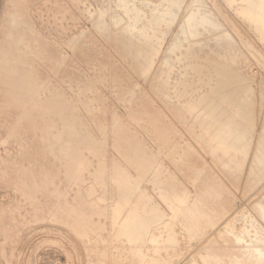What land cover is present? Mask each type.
<instances>
[{"label": "rangeland", "instance_id": "obj_1", "mask_svg": "<svg viewBox=\"0 0 264 264\" xmlns=\"http://www.w3.org/2000/svg\"><path fill=\"white\" fill-rule=\"evenodd\" d=\"M22 1H23V3H21ZM161 1L162 0H17V1L16 0H0V40H1L0 43L3 46L5 45L4 47L3 46H0V49H2L1 51H3V50H4L3 52L10 51L9 52L10 54L12 52H14L16 54L19 51V53H17V54H20V56L22 57L23 54H26V53L28 54V52L30 51V50L28 51V48H30L31 46H27L26 47V45H32V44H34L36 42L34 45H32V47L34 48L33 49V52H32V53H34L33 56L31 57L30 54H32V53H30L31 52L30 51L28 55L26 54L23 57V59L25 58L24 60L26 61V63H29V66H26L28 64H25L24 63L25 61L23 62V60H22V62H19L20 60L17 58V56L15 57V54L14 53L11 54V56L14 55V57L16 59H18L19 61L16 60L13 56L11 57L9 53L6 54V52H5L6 56H4L6 59L4 57L0 56L2 58V59H0V61L1 60H4V59L6 60V61H2L3 64H2V62H0V69H1L0 70V76H1V80H0L1 86L0 87L5 86L7 84V82H8V84L11 83L8 86L9 88L5 86L4 87L5 89H3V88L0 89V99L1 98H5L6 101H7L6 103H10V102L13 103L14 102L13 104H15V105H13L12 103H10V104L6 105V103L4 101L5 99H2V102H0V104L3 103V107L4 106L7 107V109L5 111L4 108H6V107L3 108L2 107V104L0 106V108L3 110V111L2 110L0 111V170L2 169L1 170L2 173H0V220L1 219L4 220V221H2V220L0 221V264H138V262L136 260L137 257H136V255L134 257V254H133V251H134L133 248H135V246H139V245H140L139 246L140 248L141 247L142 248L144 247L143 248V251L144 252L146 250L145 253L147 254V258H149V259H147V261L149 263L152 260H153V262L154 261H157L156 258L157 259L160 258V260L159 259L158 260L161 261V259H162L163 263H161L162 261L160 263L158 261L159 264H164V263L165 264H184L186 261L193 260V259L196 261V263L205 264V262H203L204 258H207V259L212 258V254L214 253V250L213 249H215V251L221 249L223 252L221 254V259L218 262V264H237L238 261H239V263H242V264H264L263 263L264 262V259L261 260L262 258L260 256L258 258L259 251L257 250L258 251L257 252L255 250L256 246L257 247L261 246L259 248L262 249V244L264 245V221H263L264 219L261 216L262 211H263L262 206L264 205V195H261V194H262V191H264V190H261L260 191L261 188L264 189V187H263L264 186V147L262 146V143H261V141H262V139L264 137V66H263L264 63L261 62V59L258 61V59L255 58L250 53V50H252L254 48V46H255V49L258 48L256 50L262 51L261 54H260V51L258 52V55L260 54L259 55V58H262V57L264 58V56H263V54H264L263 53L264 52V43H261V41L259 39H257L256 34H254L255 32L252 31V29L249 26H247L248 24H246V23L244 24V21H242L238 15H235L236 14L235 13L236 11H235L234 8L237 6V4H234L233 6L230 7L229 5L228 6L226 5V3H225L226 1L225 0H199V1L198 0L197 1H194V0H183L182 1L183 2L182 5L179 4L181 6L180 8H178L177 7L178 5H176L175 11H177V8H178L179 11H177L176 18L173 19V21H174L173 24L176 22L174 24L175 26L172 25V24H165L163 26V24L165 23V22L163 23V20H160L159 23H158V21L156 22V20H154V19H157V20L159 19V17L155 15V14L158 15L157 11H154V10L155 9L160 10L162 8V6H159V8L160 7L161 8L158 9L157 5H155V4L158 3V5H159V3H162ZM174 1L175 0H172V3L173 4H174ZM237 1H240V0H237ZM12 2H15V3H12ZM144 2H146L145 3V6L146 5L147 6L149 5L147 8L144 6ZM147 2H148V4H147ZM19 3H20V5H19ZM122 3H124V5H122ZM15 4H17V5H15ZM13 5H15V7H16L14 11H13V9H14V6ZM142 5L144 7H142ZM162 5H165V1H164V3ZM130 6H131V9L133 11V14H137L138 13L137 14V18H138V22L140 24L142 22V21L140 22V20H143L142 18H145L143 22L146 21L145 24H147V25H149V22H152L153 20L154 21H153L152 25L155 24V22H156V25H153V27L150 24L151 27L148 28V30H150L152 28L153 32L152 31L151 32L153 34L154 33V29H155V32L157 31L156 33H157L158 37L160 36L161 39H162V40L160 39V41L157 40L160 37L157 38V36L155 35L156 33H154L153 39H155V43H156V40H157V44L159 46L161 45L160 46L161 47V51H160L158 57H156V60H155L156 62L153 65H151V67L148 68V71H147V73L145 75H143V74H137L134 70H132L128 66V64L126 63V60H125L126 57L124 56V53H122L121 51L119 52V50H121V49L117 46L118 49H119L118 50L117 47H116V45L113 44V43H115V40L116 39L118 40V37L119 36H123V38H124V36L126 37V34H125L124 31L126 29H128V27L130 29L132 28L133 25L130 26V24H133V20L132 19L135 20L134 21V24H136L138 26L140 25L138 22H137L138 24L136 23L137 18L135 16L132 18L131 14H130L131 12L128 13L126 11V10L130 9ZM134 6L136 7L135 10L137 9L136 11H138V12H136L134 10ZM154 6H156V7H154ZM150 7H151L152 10L151 9L150 10L148 9ZM141 8H144V10H142ZM145 9H148V12ZM191 10L192 11L193 10L194 11H197V14L198 15L200 14V16H202V18H203L201 20H204V18H206V16H208L207 17L208 20H209V17H210V19H213V20L216 19L218 21V23L221 24V26H219L218 28H214V30L213 29L207 30L204 25L203 26L205 28H203L202 24H200V27L202 26V28H200V27L199 28L202 29V31L199 32L200 29L198 30V32L201 33V34H198V36L197 35L196 36H191L190 32H187V33L184 32V34L183 33L181 34L180 32L182 31L181 28L183 26H180V23L179 22H181V25H184V19H186L184 17L190 15L191 14L190 13ZM152 11H154V12H152ZM14 12H15V14H14ZM143 12H144V14H142ZM149 12H150V14H149ZM201 12H202V14L204 16L201 15ZM152 14H154V17H153ZM16 15L18 16L19 19L26 18L28 21H30L29 23H30V25L32 24L31 26L33 27V30H32L31 29L32 27L30 25H28L27 23L25 24L27 26L21 25L20 27H22V29L20 28V30L18 32H20V34H22L23 38L19 37V40L18 39H15L16 37L21 36L16 31L19 28L13 27V28H16V29H15V33H12L11 30L13 28L11 26L9 27V20L11 19L12 16H16ZM139 15H140V18H139ZM143 15L146 16V17H143ZM175 15H176V12H175ZM130 16H131V18H130ZM150 16L153 17V18L151 17L153 20L150 19ZM148 17H149V21H148V19H146ZM147 21H148V23H147ZM161 21H162V23H161ZM101 23H104V24L107 23L106 26H108V27L105 26L107 29H104L101 26ZM141 25H143V23ZM167 25H171L170 26V29H169V26H167ZM26 28H27V32L26 31L25 32L27 34H25V32H24V30H26ZM34 29L35 30L38 29V32H37V30L34 31ZM130 29H128V30L131 31ZM176 29H178V31H179V33L181 35H179V33L177 32ZM28 30H30L29 32L33 36V37L31 36L29 38H31L30 40H33V41H35L36 38H38V35L39 34L41 35V33H42V35L39 36V38L40 37L41 38L40 39H37L38 41L39 40L41 41V44L38 41L33 42V41L28 40L27 37L31 35V34H28ZM31 30L34 31V32H37L36 33L37 34V37L36 38H35V35L33 34V32ZM129 31L126 30V33H128ZM10 32H11V34L14 35L13 38L7 36V35H10L11 36V34H9ZM21 32H23V33H21ZM132 32H133V30H132ZM220 32L221 33H225V34L227 33L228 34V38L227 39L225 38V39H222V40H224L226 42H227V40H230L231 42H234L236 40V42H234L235 44L231 43V45H230L233 49L229 47L230 50L232 49V52H230L228 50L229 48L228 49L224 48L225 45H224V47L222 46L225 42L222 41L223 43H219L221 41L220 37L223 38L222 37V34ZM133 33H135V29H134V32ZM133 33H130V34L132 35ZM175 33H176V35H175ZM229 33L232 34L233 36L230 35ZM23 34L25 35V39H24V35ZM130 34H128V35H130ZM177 34L179 36H177ZM185 34H186V38L184 37ZM218 34H220L221 36L218 37ZM237 34L238 35H241V38L242 39L241 38L239 39L238 37H236ZM26 35H28V36H26ZM113 35H116V36H113ZM187 35H188V38L190 37V39H187ZM6 36L8 37V39H6L7 40L6 41L7 44H6V42H3V41H5V38H7ZM42 36L43 37L45 36L44 37L45 39L42 38ZM112 36H113V38H112ZM175 36L178 37V40H180V43L181 44L179 46H178L179 41L176 40ZM3 37H5L4 40H3ZM78 37H80L81 40ZM114 37H116V39H114ZM75 38H76L77 41L75 40ZM174 38H175V40H174ZM9 39H11L9 41L10 43L8 42ZM13 39L16 40V41L17 40L20 41V43L17 42L18 44H21L23 42L22 40H24L27 43V44L26 43H23L24 45L21 44L22 46L21 45H18L19 47L17 46L18 49H23V52L21 50H17V49H14V50H17V51H14V50L11 51L13 47L14 48H17L16 46H14L13 42H11V41H14ZM206 39H208V41L210 40L209 41V47H207V48L205 47V45H208V41ZM45 40L47 41V44H46V41ZM73 40H75V41L72 42ZM112 40H113V43H112ZM119 40L122 41V38L119 37ZM119 40L116 43H121V42H119ZM205 40H206V42H205ZM242 40H244V41H242ZM245 40H247V41H245ZM42 41L46 44L47 47L49 46L48 44L51 43L54 46V48H53V46L51 47V44H50V47H48L49 50H46L45 46H43L44 44H42L43 43ZM29 42H30V44H28ZM31 42H32V44H31ZM80 42H82V44ZM175 42L176 43L178 42L176 47L177 48H180V49L176 50V48H175L176 43ZM217 42L219 44H221L220 45L221 46L220 49H219V45L217 44ZM237 42H239V43L236 44ZM240 42L243 43V45L246 42L247 43L243 46V45L240 44ZM202 43H204V44L206 43L205 45L203 44L204 45L203 46L204 48L201 46ZM9 44H11V46L13 45V47L12 48H9V46H8ZM36 44H37V46H38V44L41 46V47H38L39 49L41 48V50H39L37 48ZM232 44L236 48V51L238 52V55L240 54L239 58L241 57L243 60L241 58L240 59L238 58V60H239L238 61L237 58H234L233 60L235 62L232 63L231 65H233V64H235V65H233V66L229 65L228 68H231L229 70L226 67L227 66V63H224V62H228L229 61L228 64L230 63V61L233 62V60H232V58H233V50L235 48L232 46ZM247 44H248V46H246ZM69 45L70 46L71 45L72 46L78 45V46H76V47L74 46L75 48L71 46L72 47L71 48ZM83 45H86V46H83ZM114 45H115L116 48L114 47ZM171 45H172V47L174 45V48H172V49H174L176 51L173 50V53L174 54L171 53L172 55H170V58H168V60H165V56L167 55L166 54L167 53V50H168L169 46L171 47ZM197 45H199V46H197ZM23 46L26 47L27 50H26V48H23ZM34 46L36 47V49H35ZM90 46H92V47H90ZM249 46L250 47L253 46V47L250 49ZM20 47H22V48H20ZM42 47H43V49H42ZM81 47H83L85 50L83 48H81ZM87 47H88L89 50L86 49ZM197 47L199 48V51H198ZM44 48H45L46 51L44 50ZM73 48H74V51H73ZM76 48H78V49L80 48V50L77 51V54L79 55V57H80V55H82V57H80L81 59H79V57H78L77 54H73V53H76L75 50H78ZM91 48L92 49L94 48V49L92 50ZM190 48H191L192 51H188L187 50V49L190 50ZM52 49H56V50H52ZM81 49L83 50V54L80 53ZM200 49H201V52H200ZM225 49H226V53H225ZM248 49H250V50H248ZM57 50L60 53H62V54H59V52ZM90 50H92V51H90ZM100 50H102V51H100ZM194 50H195V53H194ZM196 50H197V52H196ZM222 50H223L224 53L221 52ZM25 51H27V52H25ZM36 51L37 52L39 51V53H37ZM56 51H57L56 54L57 55L58 54L60 55V56L58 55L59 58H60V60H61V56H62L61 62H63V63L59 62L60 60H59L58 56L55 54ZM86 51H87V53H86ZM227 51H229V53H230L229 55L230 56L232 54V58L231 59L230 58H228V59L226 58L227 56L230 57L227 54L228 53ZM190 52L193 53V54L188 56V54H190ZM216 52L220 53V54L217 55L219 58L223 56L222 59L221 58L218 59V57L215 55V54H217ZM42 53H44V54H42ZM213 53H215L214 56H212ZM38 54H40V61H38V59H39V55ZM63 54L67 58L64 57ZM85 54H88V55H85ZM223 54H225V55H223ZM7 55H8V58L9 57L11 58V61H14V60L18 61V62H15L14 61L16 63L15 64L16 66L19 63L20 64L23 63L22 65H25V66H22V65L19 64L18 65L19 68L18 67L15 68L14 67V64H13L14 62H11L9 60L10 58L9 59L7 58ZM42 55H44L43 56V59L45 61V62L43 61L44 63L42 62L43 59H41L42 58ZM45 55H46V57H45ZM122 55H123L124 58L122 57ZM185 55L187 56V59L189 57L188 60H186V56ZM219 55H221V56H219ZM26 56L27 57L30 56V58H27ZM53 56H54V58H53ZM85 56L88 57V63H89L88 66H87V63H85V59L87 60V58ZM104 56H105V58H104ZM34 57H36L35 58L36 60H34ZM63 57L66 58L67 60H69L68 63H67V60H66V62H65V60H63ZM83 57H84V59H83ZM162 57H163V60H162ZM216 57H217V60H215ZM174 58H175L176 61L174 60ZM211 58H214V62H216V64L213 65V61H211L213 59H211ZM223 58L224 59L226 58L227 60L225 59V61H224ZM263 58H262V60H264ZM30 59H33L31 61L32 62L34 61V62L33 63L29 62ZM74 59H75V61H74ZM192 59H194V60L192 61ZM56 60H57V62H56ZM71 60H72V63L70 62ZM78 60H81V62L78 61ZM164 60L167 61V62L164 63L163 62ZM189 60H191L192 62L195 61L196 63L194 62L192 64V63H190ZM7 61H8L9 64L11 63L10 64L11 67L6 66V65H9L7 63ZM46 61H47L48 66L46 64ZM77 61H78V63L79 62L80 63L79 64L76 63ZM113 61H115L114 62L115 64L113 63ZM217 61H219V62L220 61H224L223 62L224 65H222V62L221 63H218ZM236 61L239 62V64L236 63ZM58 62H59V64L61 63L60 64L61 66L62 65H65V66H62L63 68H61V66H59L57 64ZM160 62L161 63H164L161 67H164L165 66L167 68L168 67V64L170 65L167 68V71H165V69H166L165 67H164L165 69L163 68V70H162V68L159 66V64L161 65ZM4 63H5V65H4ZM34 63H37V64H40L41 63L43 66H41V64H40V65H36V66H40L42 68H40V67H34ZM66 63L69 64V65H66ZM73 63H74V65H73ZM187 63H188V65L190 67L187 65ZM30 64H31V66H33L36 69V70H34V68L32 67V70L33 71H37V69L40 68V71H37V72H41L42 71L43 74H45V75H43V74L40 75V73H38V75L35 74L36 76H38L37 79H39V80L35 79V81L37 80L33 84L35 87H36L35 84L38 83V82H39V84H37V87L40 88L41 86H45L44 85L45 83H47V84L49 83V81H47L48 78H49V80L53 79L49 83L51 85H47L46 84V89H45V87H44V89L41 87L42 90L41 89L38 90V88L36 87L35 89H37V91L39 93L36 92V90H35V92H33L34 91L33 90L34 89V86L32 84L30 85V87L33 86L32 87L33 89H30L28 87L29 84L27 86L26 85H23L24 83L22 82L21 77H20V74H19V71H20L21 68L31 67ZM54 64H56L55 65L56 67H54ZM75 64L78 65V66H75ZM113 64L115 65L114 67H116V68H113ZM195 64H197L198 66L197 67H194L193 65H195ZM220 64H221V68L223 66L222 69L220 68ZM1 65L2 66L4 65L5 67H8L9 70H8V68H7V70H5L6 68L5 67H1ZM70 65H72L73 67L75 66V68L77 67L76 69L75 68L74 69L76 71L78 70L77 71L78 73L74 70V72L76 73V74H74V76H73V74H71L72 72L70 73V70L71 69L73 70V67L72 66H71V69L67 67V69H69L68 71L65 69L66 66H69L70 67ZM183 65H185V66H183ZM217 65H219L218 67L221 69V70L220 69L219 70L224 75L221 74V73H219V71H217L218 67L217 68L215 67L216 70H214L215 69L214 66H217ZM236 65H237V68H236ZM20 66H22V67L20 68ZM44 66H45V68H43ZM171 66H174V68L173 67L172 68L176 72H173L172 71V69L170 68ZM238 66H240V67L238 68ZM13 67H14V69H13ZM46 67H47V69H46ZM52 67H54V68H52ZM57 67H58V69L61 68L60 69V72H59V70H57ZM119 67H120V69H119ZM175 67H176V69H175ZM181 67L183 69H184V67H186V68H185L184 71H182L181 70ZM10 68L12 69L13 73H14L15 70L18 69V73L16 74L17 76L15 75L17 77V79L15 77H13L14 76L13 73H11L12 75L8 74V72H12L10 70ZM48 68L51 69V70L53 69V72L54 73L52 74V71L49 70ZM158 68H159L158 74H157V77L158 78L155 79V77H153L154 76L153 74H154V72ZM160 69L162 71V76L163 77L160 76L161 75ZM170 69H171V72H170ZM223 69L225 70L224 72H222ZM45 70L47 71L46 73H44ZM48 70H49V72H48ZM54 70H57V71H54ZM63 70H66V71H64L65 73L63 72ZM114 70H116L117 72H115ZM226 70H229L228 72H230V75L228 74V72ZM3 71H4V74H3ZM163 71H165V74L163 73ZM231 71H232V73H233V71H235L234 72L235 74H232ZM236 71H237V73H236ZM6 72H7V74H6ZM15 72H17V71H15ZM37 72H35V73H37ZM55 72H57V73L55 74ZM58 72L60 73V75L62 74L63 77H64V75L67 76L66 73H70V75L67 78H65L66 79L65 80V79L62 78V76L58 75L59 74ZM97 72H98V74L100 73V75L102 74V76L98 80L100 82H98L95 79H93L94 77H96L98 75ZM225 72L229 75V77L226 75ZM92 73L95 74L94 77L92 76L93 75ZM115 73H117V74L119 73L117 75L118 77L117 76H114V75H116ZM168 73L171 74V75L169 74V78H171L169 80L167 78L168 77V75H167ZM216 73L217 74L219 73V75H217ZM174 74L176 76L175 79H174V77H172V76H174ZM2 75H4V76L6 75L7 76V79L8 78H10V79L6 80V76L4 77ZM18 75H19V77H18ZM39 75L41 77H43V76L44 77L45 76L47 77V78L45 77L46 79L45 78H42L44 81L46 80L45 83H43V85L40 82H44V81H41L40 80V78H39L40 76ZM50 75L53 76V77L50 78L49 77ZM56 75L58 76L57 78L60 79V80H58L60 83L56 82L57 81ZM111 75L113 76V78H111L112 77ZM119 75H121L120 76L121 79H119V82H116V83H119L118 85L115 83L117 85V89L114 90V88H116V86H114V88H113V84H114V82H115L116 79L118 80ZM233 75L235 76V78L237 77L236 78L237 80L233 77ZM71 76L73 77V79H72ZM222 76H223V78H222ZM2 77H3V79H2ZM11 77L14 78L13 81H12V78ZM161 77H162V80L160 79ZM4 78H5V81H4ZM61 78L63 80H65V81L61 80ZM75 78H76L77 81H74ZM87 78L88 79L90 78V79L88 80ZM122 78H123L124 81H127L126 83L128 84V85H126L125 82H124V84H121L124 88L128 89L129 88V83H131L133 85L135 84L134 86H137L135 91H134L132 85L130 86L131 89H129V92H131L133 90L130 95H128L129 92H127V90L125 91V89L122 86L120 88V82H122ZM153 78H154V82L155 83L153 82ZM224 78H225V80H224ZM229 78H230V81H232V82H234V80H235V82L238 81V80L239 81L237 83H235V82L232 83V82L229 81ZM54 79H55V81H54ZM67 79H68V81H67ZM69 79H70L71 82H69ZM84 79H87L86 80L87 82ZM159 79L161 80L160 82H159ZM184 79H185V82L183 81L184 82L183 83L182 80H184ZM204 79L207 80V82H208L207 84L208 85H206V82H205ZM231 79H234V80H231ZM94 80H95V83L96 84L94 83ZM157 80H158V83L156 85ZM163 80L164 81L166 80V82H168V83L166 84V82H164ZM172 80L174 81L173 83H175L176 81H177L176 84H178V82H181V83H179L177 86L174 84L175 85L174 88L171 89V88H169V86L170 87L171 86L173 87V83L170 84V85H169V83L172 82ZM9 81H10V83H9ZM17 81H19L18 84H17ZM52 81H54V83ZM62 81L64 83H62ZM66 81H67V84H66ZM78 81H81L80 83L83 82L84 84L83 83L80 84ZM84 81L87 84L88 83H92L91 84L92 87H94V86L96 87V88L94 87L95 90H96V91L94 90L95 93L92 92L93 90L91 91L92 94L90 93V95H89V93H88V96L89 97H92V99H93V95L96 94V92H98L99 94L98 93L97 94L99 96L96 94L94 96L95 100H92L91 98H89L85 94H83L84 93V90L82 88H84V86L88 87V85ZM101 81H103V82H101ZM72 82H75V83H72ZM106 82H107V85H106ZM162 82H164L163 83L164 85L166 84L165 86H168L167 88L169 89V91L171 89V91H170L171 93H170V96H169L170 99L171 98L174 99L173 97H176L179 94V96H177L174 99L173 102H171L172 99L171 100L169 99L167 101H164L161 98H159V96L157 94H155V93H157L156 91H157V89L159 87L158 84L160 83V85H161ZM203 82H205V83H203ZM2 83H4V85ZM56 83H57V86H56ZM71 83H72V85H71L72 88H74L73 85L74 86L76 85L75 87H76V89L78 91H79V89L83 91L82 94H80L79 92H77L75 89H72V91L71 90L69 91V89H71V86L69 84H71ZM102 83H104V84H102ZM224 83H227L228 85H226ZM14 84H15V86L13 87ZM202 84L203 85L205 84V85L202 86ZM18 85H20L21 87L22 86L23 87L26 86V87L23 90V87L21 89V87L18 86ZM38 85H41V86L39 87ZM82 85H84V86L81 87ZM104 85H106V86L104 87ZM110 85L112 86V89H111V86ZM153 85L155 86L154 88H153ZM49 86H50L51 89L49 88ZM65 86L69 87V89L67 87H65ZM156 86H158V87H156ZM10 87H11V89H10ZM54 87H56V89H57V87H58V89H59V87H61L60 90L62 92H60V93H62V94L65 93L66 95L63 94V97H65L66 100L69 97L68 98L69 100H67V101L68 102L70 101L69 103L72 104V110H71V111H73L72 113H74V114L75 113H78L79 114V115L78 114H75V115H78L79 116L77 118H76L75 115L72 116L71 115L72 113L70 115L68 114L69 115V118H70V116L73 117V118L71 117L73 120L70 118L71 119L70 121H73L74 123H77V124L79 123L80 125L78 124L79 125L78 126L76 124L77 125L76 127L77 128L78 127L81 128L83 126L82 127V130L85 129L84 131H87L89 134L93 130V132L90 135H88L87 132H85V134H83V135H86L87 134V136H88L87 142H89V141H91L90 143H93L94 142L95 144L94 143L93 144L96 145V146H98V147H96L97 148L96 149V153H97L96 155L95 154H94V156H93V154L88 155V153H87V155L90 157L91 160H92V158L93 159L95 158V159L92 160L91 167H90L89 171H87V174H86L87 177L85 178L84 181H81V180L80 181H69L68 179L64 178L65 177V173H63L64 172L63 171L64 170V166H63V164H61L62 160L56 158L52 153L48 152V150H47L48 148L46 149V147H48L47 146L48 144L46 142V139H47V141H48V139H49V141L51 140V138L53 137V134H55L58 131V127H60V126L63 125V121L61 122V119L63 120V118H62V116L60 117V114L57 113V112H55L54 110H52L53 112H51V110H49V111L52 114L53 113L54 114H59L58 115L59 117H56L57 115H54V114L51 115V117H50V113L48 111L45 114L46 116H44L42 114V112H40L41 111L40 110V107L36 103H37V99L40 100V98H38V97H41L42 96L43 98H45V96L47 97V95L51 97V94H53L51 98H54L57 95L59 97L61 96L60 98L57 96V98H54V99H57V101H59L58 99H60L62 101V98H63L62 97V94H59V92H58L60 90L57 89L58 91H55L56 89ZM118 87L120 88L119 90H118ZM175 87H178V91H177V88H175ZM13 88H14V90H13ZM18 88H19V90H17ZM53 88H54V91L52 90ZM62 88L65 89L64 90L65 92L63 91ZM101 88H102V90H100ZM251 88H252V91H251ZM29 89L30 90H33V91L32 92H28V91H30ZM236 89H237V91H236ZM3 90L4 91H7L8 93H4ZM9 90L11 91V93L9 92ZM26 90H28V91H26ZM103 90L105 91V93H104ZM181 90L183 92L186 91L185 94H183L181 92ZM238 90L241 91V92H239L241 94V97H240V94L237 93ZM17 91L21 92L22 94L21 93H18ZM101 91H102V93L100 94ZM108 91L109 92L112 91L113 94L112 93H109ZM115 91L117 93L118 92H121V93L118 94L119 96L117 94H114V93H116ZM176 91L179 92V93H176ZM24 92H25V94L27 93L26 96L29 95L28 97H32V98H30V101L33 100L34 98L36 100H33L34 101L33 103H32V101L31 102H28L27 101L26 102V105H25V101L28 98L27 97L25 98ZM55 92L57 93V95H56ZM67 92H69V93H67ZM124 92H126V93H124ZM133 92H135V96L133 95L134 94ZM30 93H32L33 95H30ZM136 93H137V96H136ZM2 94H4V95L7 94V95H5V97H3L4 95L2 96ZM9 94L11 96H9ZM18 94H20V95H18ZM35 94H36V96H35ZM102 94H104L106 96H103ZM123 94H127V95H124V96L127 97L126 99H124L125 97L123 96ZM174 94L176 96H174ZM180 94H181V97H183V98L180 97ZM235 94H238V95H235ZM12 95L14 97H16V99L18 98L17 96H19V98L17 100H15V98L14 99L12 98ZM70 95H72V96H70ZM80 95H81V99L83 101H81V99H78V97L80 98ZM101 95H102L103 98L101 97ZM171 95H172V97H171ZM182 95H184V96H182ZM8 96L10 98H8ZM22 96L25 99L24 100V103H23L22 100H19V99L22 98ZM117 96L119 97L118 99H117ZM131 96H132L133 99L132 98L130 99ZM42 97H41V100L43 99ZM82 97H84V98H82ZM100 97L102 98V100L104 98H107V101H106V99H104L103 101L102 100L99 101V99H101ZM134 97H136V98H134ZM137 97H138V99H137ZM178 97L181 98V101H180V99ZM238 97L239 98H242L243 101H242V99L241 100L238 99ZM65 98H63V101H64ZM72 98L74 100H76V101L72 102L73 101ZM148 98L150 99V101H148L149 100ZM8 99H12V100L9 101ZM77 99L79 100V102L77 101ZM84 99H86V101L88 99H90V101L88 100L87 102H84L85 101ZM119 99H120V101H119ZM123 99H124V101H123ZM142 99H144V100H142ZM185 99L187 100L186 103L184 101ZM18 100L21 103H23V104L19 103ZM113 100H114V102H113ZM125 100H126V102H125ZM176 100H177V102H176ZM94 101H96V102H94ZM104 101H106V102H104ZM134 101L135 102H137V101L138 102L139 101H141V102L144 101L145 102L146 101V103H142L143 105L146 104V108L143 109V111H149V112H147L145 114H147V115L150 114L151 115L150 116L151 118L148 117L147 115H144L145 116V119L141 115L140 116L142 118L140 116H138L136 113L142 111V109L140 108V106L142 104H140V106L138 107L137 106L138 103L136 104ZM183 101H184V105L182 103ZM213 101L214 102L217 101V102L213 103V104L217 105L216 107H218V106L221 107L222 106L219 111H216V110L213 109V108H216V107H214L215 105L212 106V102ZM241 101L242 102H246V103H242ZM64 102H66V101H64ZM123 102H124V105H126L128 107L131 105L130 108H128V107L126 108L123 104H121ZM148 102L152 105L151 107L154 106L153 107L154 110L151 109V108H149V103ZM165 102H168V103H165ZM169 102H171V103H169ZM178 102H180V103H178ZM30 103H32V104H30ZM73 103H75V104H73ZM87 103H89V105H87ZM99 103L101 105L105 104V106L103 105L104 107H100V108H102V111H101V109H97L96 108V107H98L100 105ZM134 103L136 104V107H135ZM173 103H178V104H175V106H173ZM218 103H220L221 106ZM11 104L13 105V107L16 106V107H14V109H16L15 112L17 110H19V112L21 110H23V112L22 111L20 112L21 115H18L19 112L18 113L16 112L17 115L15 114V112H12V113L10 112L11 111L10 109L12 107ZM16 104L17 105L18 104H21L20 107L22 105L24 107L22 106V108H19L18 109L17 107H19V106H17ZM27 104H29V105H27ZM33 104L36 105L39 108L35 107ZM81 104L85 105V108ZM106 104H108V106ZM114 104L116 106H114ZM132 104L134 105L135 110H134V107H132ZM147 104H148V106H147ZM171 104H172V106H171ZM112 105H113L114 109H113V107H111ZM164 105L165 106H168L171 110L168 107L165 108ZM208 105L210 106V110L207 111V108L209 109V106ZM239 105H241V106L243 105L242 106L243 108H240L241 106L239 107ZM244 105H245V107H244ZM9 106H10V109H9L10 111L8 110ZM27 106H28V108H27L28 110L25 109V107H27ZM74 106H76V109H75ZM86 106L87 107L89 106V108H87ZM92 106L94 108H91ZM178 106L181 109H179ZM206 106H208V107H206ZM211 106H212V109H213L212 112L217 113L220 118L222 116L223 121H224V117H226V119H225V121L223 123L224 130H226L228 128L227 130L228 131L230 130V132L232 133V129H233L234 131H236V132L233 131L234 133L240 132V133H242V134H244V135H246L248 137L247 139L249 141L248 140H247L248 142L245 141V145H249V146H247L249 148L246 149V147H245V148H241L240 150H237L238 151V153H237L238 161L240 163H243L244 164V168H245V169L243 168V174H242L241 180H240L241 183L238 184L239 182L237 181V184L238 185H236L234 182H232L230 180L229 175H227L226 173H224V170H222V168H220V164H219V162H218L217 159L211 160L212 157L210 156V158H209V156L207 155V153H205L203 151V148H202L203 142H202V140H203V136H206V133H204V131H202L203 130L202 127H204V125H203L204 122L202 121L203 123H200L202 119L199 120L198 118L202 117V114L203 115H205V114L207 115V113L209 111L211 112ZM13 107H12V110L14 111ZM31 107H35L36 110L33 109V108H31ZM108 107L109 108L111 107V108L109 109ZM174 107H175L176 111H175ZM202 107L203 108L204 107L206 108V110L204 108V110L206 111L205 114H204L205 111L203 112V108ZM29 108L33 112H34V110L36 111V113L34 112V115H33V112H32V115L34 117L32 115H30L31 114V111L29 110ZM77 108H78V112H77ZM95 108H96V110H95ZM132 108H133L134 111L131 110ZM160 108H161V111L159 110ZM223 108L225 109V111H221V110H224ZM244 108H246V109H244ZM105 109H106L107 112L112 110L111 111V115H112V113H113V115L116 114L115 115V118H118V117H120V119L122 118L121 122H120V120L118 118V120H119L118 122L123 123L122 125H124V122L125 123L127 122L126 123L127 125L126 124L124 125V127L127 126L126 127L127 131H128V127H129L128 125H130V127L133 126V128L131 127L132 132H130V130L128 132V133L131 134V137L133 138L132 133L133 132L136 133L135 131H137V134L140 135V137L138 138V135L137 134L135 135L133 133L134 134V138H135L136 141L133 140V139H131V141H132V143L134 145H136V143H137V145L139 144L138 147H140V150L141 149H144V148L146 149L148 147L150 148V149L149 148L146 149V151H145V149H144V151L141 150V155L139 154L140 153V151H139V153H138L139 155L138 156L136 155V157L135 156L133 157L134 158V160H133L134 161V164H131V163H133V161L132 162L131 161H127V163L125 162L126 160L124 158V155L125 154L127 155V153H128L129 150L128 149H125L123 151L121 150L123 152L122 154L120 153V151L117 152V149L114 146H112V144H111V140L113 139V136H109L110 134L108 133L107 135L109 137H106L107 136L106 135L107 132L105 130H102V129H105V128H103L104 126H101V123H102L101 121L104 119L105 116H108V115H105V113H106ZM177 109H179L181 111L180 112L179 111L177 112ZM183 109L185 110L183 112H186V113L188 112L187 115L184 114L186 116V118H183L185 116H180L181 118L179 117V115L183 113L182 112ZM216 109L218 110V108H216ZM226 109L228 111L229 110L230 111L228 112ZM240 109H242L243 111L241 110V112H240ZM83 110H85V111H83ZM99 110L101 112H104V115H103V113L100 114L101 112ZM115 110H117V111H115ZM150 110H151V112H152V110L155 111V112L151 113ZM199 110H201V113L199 112ZM238 110H239V112H238ZM94 111H96L95 114H94ZM159 111H160V113H159ZM162 111L167 115V118H166V115H164L165 119L163 118V114L164 113ZM168 111L170 112L169 114H168ZM171 111L172 112H175V113H172ZM220 111L225 113V114L222 113L224 115V117H223L222 114H221V116L219 115L220 114ZM5 112H7V113H5ZM87 112L88 113H91V115L87 114ZM157 112H158L159 115L156 114ZM198 112L200 113V117L197 118V115L199 116ZM24 113L26 114V116H25L26 117V121H24L25 120V117H23L24 116ZM117 113H119V116L117 115ZM191 113H192V115H191ZM35 114H37V115H35ZM97 114H98V116L96 117ZM99 114L100 115H103V116H100ZM123 114L125 116L122 117ZM130 114H131V118L136 119L135 121H133L134 119H132V120L131 119H128V118H130L128 116ZM132 114L134 116L136 115V117L137 116L140 117L142 119V121L144 119V122H145L144 125L145 126L148 125V127L146 126L147 128L144 127L145 128L144 129L141 126V125H143V122H141L140 125L139 124H136L137 122L139 123L141 119H139L138 117L137 118L136 117H132L133 116ZM210 114H208V115L212 116L213 118L205 117L206 121L208 119L210 122H213V120L215 118L216 119L219 118L216 114H212V113H210ZM28 115H30V116L27 117ZM94 115H95V117H93ZM153 115L156 118L152 119L154 117ZM157 115L160 116L158 119H157V117H158ZM43 116L46 117V118H44ZM80 116H83L85 119L83 117H80ZM146 116L148 118H150L149 123H150L151 120H154V121H156V123H158V122H160L159 119L163 118V120H162L163 123L162 124H165L164 123V121H165L167 123V125H169L171 128L174 125V127H173L174 130L173 131H175V133L171 134V137L169 139V142H167L166 144H162L161 142H159L161 140L160 137H159V140H158L159 133L158 132H157L158 134L155 133V131L157 129L154 130V127L155 126H156V128H158L157 127L158 124L157 125H154L155 124L154 121H152L154 124L153 123H151L152 125L149 124L148 121H146L148 119ZM15 117L18 118V119L20 118L19 119V122H18L19 125H18V123H16L18 120ZM32 117H33V121L35 122V124L38 127L35 126V124L33 123ZM74 117L76 118V120H75ZM168 117H170V118H168ZM189 117H190V119H188ZM227 117H228L229 120L227 119ZM11 118H13V120ZM29 118L31 120H29ZM41 118H42V120H41ZM56 118H58L59 121H56L55 120ZM80 118H81V121L82 122L79 121ZM86 118H87V120H86ZM97 118H99V119H97ZM195 118H196V121L198 120L197 123H195V121H193ZM45 119H46V121H45ZM47 119H48V122H47ZM50 119H52V120H50ZM53 119H54V122H51V121H53ZM100 119H101V121H100ZM184 119L185 120L187 119V122ZM49 120H50V122H49ZM98 120H99V122H98ZM130 120H131V123L133 121L132 125L130 123ZM168 120H169V123H168ZM183 120L187 124H185V122ZM217 120L219 121L220 119H217ZM44 121H45V123H43ZM170 121H172V123ZM29 122H30V124L32 126L31 125H28ZM46 122L49 123V124H47ZM55 122H56V124H54ZM58 122H61V123H58ZM219 122L222 124L221 121H219ZM227 122H228L229 126L232 125V127H230V129H229V126L228 125L225 126L227 124ZM13 123L15 125V126L13 125L14 127L12 126ZM20 123H21V125H20ZM81 123L82 124L84 123V124L82 125ZM199 123L201 125H203V126H201V131H199L200 130ZM42 124L43 125L45 124L44 126H46V124H47V126L48 125H52V124H54V125L48 126V127L46 126L47 129H45V127ZM134 124H136L138 128L136 127V125L134 126ZM160 124H161V122L159 123V125ZM188 124L189 125H192V127L189 126ZM98 125H100L101 127L98 126ZM28 126H31L32 127V128L30 127L31 130L29 129ZM187 126H189V129L187 128ZM208 126L209 125L207 124V127ZM19 127H20L21 130L19 129ZM36 127H37V129L35 130ZM149 127H151V128H149ZM14 128H16V129H14ZM33 128H34L35 131L32 130ZM42 128H43V130H42ZM48 128H49V130L50 129L51 130L49 131ZM61 128L62 127H60V129ZM91 128H92V130H91ZM121 128H123V126ZM18 129H19V131H18L19 134L17 133V130ZM86 129H89V131L90 130L91 131L89 132ZM136 129H139L140 131L139 130H136ZM146 129H148L149 132ZM14 130L16 132H14ZM45 130H47L48 132H46ZM11 131H12V133H11ZM20 131H21V133H20ZM43 131H45L44 132L45 133V136H44ZM84 131H82V132H84ZM94 131H96V132H94ZM102 131L103 132L105 131L104 133H105L106 136L104 135V133ZM138 131H139V133H138ZM143 131H145L146 133L143 132ZM8 132H9V135L11 134L10 136L8 135ZM13 132H14V134L17 133V134H15L16 136H14V137L12 136ZM101 132L103 134H101ZM94 133L96 135H94ZM20 134H23V135L21 136ZM92 134L94 135V137H98V138L101 136V138H99V140L101 139L100 140V144L101 145L99 144L98 138H95V140H93L94 138L92 137ZM17 135H18V137L21 136L20 137L21 139L20 138H17ZM51 135H52V137H51ZM156 136H157V139H156ZM45 137H48V138L41 139V138H45ZM196 137H197V139H196ZM4 138H6V141H5ZM91 138H92V140H91ZM104 139L106 141L108 140L109 142L108 141L107 142L110 143V144H107V142ZM137 139L139 140V143H138V140ZM145 139H146V142L143 143V141ZM186 139L188 141H185V144L184 145L187 146V149H189V151L185 148L186 146L183 147L184 146L183 145V143H184L183 140H186ZM13 140H16V141H13ZM40 140L42 141V143H40L41 146H46V147H44V148L43 147H41V148L39 147L40 146V144H39ZM96 140H97L98 144H97ZM49 141H48V143L51 142V141L50 142ZM140 141H141V144H140ZM155 141H156V143H155ZM43 143H45V144H43ZM102 143H103V145H102ZM147 143H149V145ZM188 143H189V145H188ZM143 144L145 145V147L143 146ZM141 145H142V147H141ZM146 145H148V146H146ZM157 145H158V147H157ZM176 145H178V146L181 145L180 146V148L182 147L181 148V151H179L180 148L177 147ZM240 145L243 147L244 146V143H240ZM37 146L39 147V149H38ZM175 146L178 149L176 148V151L174 150V152H173L174 155H173V154H171L172 153L171 152V149H175L174 148ZM188 146H189V148H188ZM23 147H24V149H23ZM99 147H102L103 149L102 148L99 149ZM191 147H194V152H193L194 154L197 151L196 154H195V156H197V158L199 157V160L200 161H203L204 158H207V159H205L206 161H203L202 163L205 164V162L207 163V161H208L207 167H209V169L213 172V179L215 178V179H219V181H223V184L227 187L226 189H227L228 193L230 195H232V201H231V203L228 204L226 207H224L225 209H222L221 206L224 205V203L221 200L224 198V196L220 198L221 200L218 199V200H220L221 203L217 200L216 197L209 199V197H206L207 196L206 191H205V189H203V186H202L201 187L202 188L201 189L202 190V194L200 193V196L202 197V199L209 200L211 203H213V208H214L215 212L213 213L214 216L212 218H210V219H204L203 218L204 221L202 219H200V224L201 225L198 223L199 221L196 224L197 225H200L202 227L195 225L194 227H199V228H196V229L193 228L194 229L193 230L194 232L192 231L191 227L189 226V225H191V223H190L191 222L190 217L187 218V220H188L187 221L185 214H184V216H181L183 214L182 213H178V214H180V216L178 217L176 215L175 218H174V213H173V210L171 211V206H170V203H169L170 200H168V201L165 200L164 201V199L160 196V192L161 191H167L168 190L166 188L167 185H168L167 186L168 188H171L170 186H172V184H170V183H169L170 184V186H169V184L167 183L168 181L166 182L167 177L168 178H172V177H174L178 173L177 174V177H175V178H177L176 181L179 183L180 187L182 188V189L180 188V190H181V192H183V194H184V192L188 194L187 199L185 200V203L187 204V207L188 206H193L194 208H196V206H197L198 207V210H199V213H201V208H199V206H198L201 203V201H197L196 202L195 201V198H196V195L198 194L197 192H199V190H198L199 188L198 187L201 186V185H203V180L202 181L199 180L198 182L197 181L196 182H194V181L188 182L185 179V176H183L184 175V172L181 175V172L179 171V169H176V168H179V166L176 167V165L179 164V161H178L179 160V157H181L182 160L184 161L185 159H183V158L185 156H181V155H186V153H191L193 151V148H191ZM30 148L33 149V153L31 152L32 149L31 150H28V151H30L31 154L28 151H26L27 149H30ZM34 148L36 150H34ZM41 149L44 150L43 153H42V150ZM190 149L192 150L191 152H190ZM195 149H196V151H195ZM242 149H245L246 151H248V157H247V159L244 158V156H243L244 155V151ZM39 150L41 151L40 154H39ZM99 150H101V151H99ZM149 150H150V152L153 150L151 153L152 154H157L156 157H154V155H153V158H152V156L150 157L151 153L149 152ZM98 151L100 153H98ZM142 151L144 152V154L142 153ZM184 151H185V154H184ZM176 152H177V154H176ZM179 152H182V153L179 154ZM146 153L148 154L149 157H145V154ZM193 153H191V154L194 157V154ZM25 154H26V156H22V155H25ZM170 154L172 156H170ZM28 155H29V157L27 158ZM30 155L32 157H30ZM112 155L116 159H114V157L112 158ZM122 155H123V157H122ZM168 155H169V157H168ZM200 155H202V156H200ZM36 157H37V159H36ZM96 157L97 158H103V157H105V158H107V161L109 163L111 162V159H113L114 161L115 160L118 161V163H120V164L122 162L123 164H121V165H123V166L125 165V169L128 170L127 173L129 174L130 177L132 176L131 178L139 177L137 179H135V178L134 179H131L130 178V182L134 183V185H135V182L136 183L138 182V184H136L137 187H136V185L135 186L132 185V183H131V186H127V187H125L126 186L125 184H123V186L121 185L120 187L114 186L113 183H112V181H111V179H110V177L108 179V183L107 184L106 183L103 184L102 182L98 181L97 178H95V177H97L95 175L96 163H97ZM170 157H172V158L175 157L174 163H173L174 165L171 162V160L173 161V159L170 158ZM30 158L33 160L32 163H30L31 162V159ZM123 158H124L125 161L123 160ZM150 158H152V159H150ZM154 158L159 159V160L161 159L160 161H161L162 165L165 164V166H162L163 168L164 167H167V168H169V170L171 168L170 171L168 170L171 173V175H170V173H168V171H167V168L166 169L165 168L163 169L161 167L160 168L161 169V173L163 171H165V170L167 172L165 171V172L162 173L164 176L162 174H160L159 179L162 178L161 179L162 181L161 180H158V181H156V183H155V180H152L151 179L152 177H154L153 176V172L151 173V171H153L152 170V166H153L152 164H154ZM163 159H164V161H162ZM169 159H170V161H169ZM143 160H144V163H148L149 162L150 165H151V168L149 167L150 165L149 166L147 164L143 165V163H142ZM175 160L177 162H175ZM182 160H181V166L183 167V165L186 162V160L184 161V163H183ZM145 161H147V162H145ZM151 162H153V163H151ZM33 163H34V166H33ZM138 163H142V164L139 165ZM200 163L201 162H199V164ZM202 163H201L202 166L200 165V167H206ZM29 164L32 165V169L30 168V165ZM136 164H137V166H136ZM27 165H28V167H27ZM141 165H143L142 167L143 168L145 167V169H143L141 167ZM24 166H26L27 169ZM138 166H140V167H138ZM34 167H35V170H34ZM131 167H133V168H131ZM137 167L140 169V170L139 169L137 170L138 172H141V170H143L141 172V174L140 173H136V168ZM147 167L151 169V170H148L149 172L147 171V169H148ZM182 167H181V171H183L182 170ZM5 168L6 169L8 168V169L6 170ZM12 168H13V171H12ZM21 168L26 169V171H23V169H21ZM236 168H237V166L235 165L234 166V169H236ZM20 169L24 173L23 172H20L21 171ZM47 169H49L50 171L49 170H48L49 172L46 171ZM53 169L56 170V171H54ZM206 169H208V168H206ZM3 170H5L7 173H8V171H10L11 173L9 172L8 173L9 175H11V174L14 173V176H12V175L10 176V177H13V178H10V180L11 181L14 180V181H12V183L15 182L14 184L18 183L15 186H16V188L18 187L19 190H17L16 188H15L16 190L14 189V187H13L14 184L11 186V183H10L11 181L9 180V175H8V177L5 178V176H6L7 173H5V171H3ZM15 170H16V172H15ZM145 170H146V173L144 172ZM42 171H44V172H42ZM45 171L48 172L49 176H51V180L49 181V183L47 182L46 184H43L44 181H45L43 178H45V176H47V174H46ZM171 171H173L174 173L171 172ZM31 172L33 174H35V175H33ZM134 172H135L136 176H134L135 174L133 175ZM252 172H254V173H252ZM17 173L20 174L19 176H17L19 178L20 177L22 178V175H23V178L22 179L28 177V178L24 179V180H26V184H25V181L22 180L21 178H20L21 179V181H20L19 178H16L15 177ZM25 173L26 174L28 173V174H27V176L25 175V177H24V174ZM29 173H31V174L29 175ZM142 173H143V178H144L143 180L140 179L141 176H142ZM164 173H167L169 176H166L167 174H164ZM1 174L4 175L3 178H1V176H2ZM44 174H46V175H44ZM137 174H139V175L137 176ZM37 175H38V178H37ZM41 175H42V177H41ZM144 175H146V176L144 177ZM161 175H162V177H161ZM30 176H32V178ZM148 176H149V180L147 178ZM33 177H36L35 178V181H34V178ZM15 178H16V181H15ZM6 179H8V181L10 183V186L8 185L9 183H8V181ZM52 179H53V181H52ZM28 180L30 181V183H29ZM164 180H165V182H164ZM22 181L24 182V184L22 183ZM31 181H33V182L31 183ZM42 181H43V183H42ZM211 181L212 180H210L209 183ZM20 183H22L23 186H21ZM98 183H100V184H98ZM162 183H163V185H162ZM32 184L33 185L34 184L35 185L37 184L38 185L37 188H39V190L41 189L42 192L39 191L37 188L35 189V187H36L35 185H34V187H33L34 189H33L31 187V186H33ZM47 184H48V186H47ZM101 184L104 185V186H101ZM153 184H154V186H153ZM160 184H161V186H160ZM196 184H197V187H196ZM262 184H263V186H262ZM18 185L21 186V187L19 188ZM27 185H28V187H26ZM24 186L27 188V190H26V188H24ZM156 186H158V188ZM128 187H130V188L132 187V188H135V189L133 190V189H130ZM138 187H139V189H138ZM206 187L208 188V186H206ZM21 188L22 189L24 188V192L22 191ZM90 188H91V190H89ZM185 188H187V189H185ZM129 189H130V191H129ZM137 189L139 191H140V189L141 190H144L146 192L147 196L149 197L150 202H153V205H155L157 207V209H160L161 208L159 211L160 212L162 211L161 212L162 213L161 216L163 218H159V216H158V218L156 217L154 219L155 222L154 221H151L150 224L153 227L150 228V226H151L150 225L147 229L150 228L151 230L149 229V231H148L146 229L144 231V239H143L142 242L139 241L138 243H135V242L130 243V241H128L127 238H125V236H117L116 235V228H113V225H112L111 212H112V205L116 202L115 199L117 200V198H119L118 196H125L127 193L129 194V192H130L131 194L130 195H126L125 197H128L129 196V197L132 198L138 192ZM56 190H57V192H55ZM92 190L95 191V193H93ZM182 190H184V191H182ZM21 191H22V193H21ZM43 191H45L44 194H43ZM135 191H136V193H135ZM29 192L30 193L33 192V193H31L33 195H31ZM24 193H25L26 196L24 195ZM92 193H93V195H95V197L92 195ZM122 193H125V194H122ZM34 194L36 195V197H35ZM101 194L104 195V196H102ZM190 194H191V199L194 198L193 201L191 199H190L191 201L188 200L190 198ZM97 195H99V196L97 197ZM96 197L99 200H97ZM88 198H89V200H88ZM134 198H132L131 201ZM161 198L163 199L162 201H161ZM82 199H84L85 201L82 200ZM90 199H92V200H90ZM30 200H32V201H30ZM33 200L35 201V204H34V201ZM95 200H96V202H95ZM198 200H199V198H198ZM214 200H217L218 202L217 201H214ZM75 201H76V203H75ZM91 201H92V203H97V202H98V204H100V202L103 203L104 206L105 205L108 206V208H109L108 210L110 212L108 213V210H106L107 212H104V211H102V210L99 209L100 207L103 206V204H100L99 206L98 205L96 206V204H92ZM163 201L166 202V203H164ZM72 202H74V203H72ZM82 202H83V204H81ZM87 202H88V204H87ZM173 202L175 203L174 200H173ZM194 203H196L197 205L194 204ZM167 204H169V205H167ZM186 204L185 205L183 204L184 205L183 208L186 207ZM261 204H263V205H261ZM40 205H41V207H40ZM157 205H159V206H157ZM33 206H35V207H33ZM69 206H70V208H69ZM83 206H85V209L86 210H87V208H89V209L87 211H85V209H84ZM88 206H90V207H88ZM169 206H170V208H169ZM1 207L4 208V209H2ZM75 207L77 209H80V210L83 208V211L85 212V214L86 213H89L88 211L91 210V212L88 215L86 214V216L89 217L88 218L89 220L93 216L91 218L92 222L90 220L91 228L89 230L90 232L88 233L89 236L88 235L86 237L81 236L67 222V219H70V218L72 219L73 218L72 214L70 213V210L74 209ZM158 207H160V208H158ZM33 208H35V209H33ZM96 208H97L98 212H97ZM2 210L3 211L5 210V211L2 212ZM36 210H37V212H36ZM38 210L39 211H42V212L39 213ZM62 210L63 211L65 210L64 213H63ZM92 210H93V212H92ZM163 211L165 213V216H163L164 215L163 214ZM184 213H185V211H184ZM68 214H70L71 217ZM167 214L169 216H166ZM53 216H55L54 219H53ZM260 216H261V218H259ZM167 217H168V219H167ZM250 217H251V220H250ZM64 220H66V221H64ZM209 220L212 221V222H210ZM254 220H255V222H254ZM157 221H159V222H157ZM164 221H166V222H164ZM252 221H253V224H252ZM93 222H95V223H93ZM152 222H154V223H152ZM156 222H157V224H155ZM204 222H207V224H205ZM164 223L166 224L165 226H164ZM170 223L173 226H172V229H170L169 226H168V228H169V230H168V228H166V227H167V225H170V227H171V224ZM254 223H255V225H254ZM5 226H6V228H4ZM187 226H189L190 228L187 227ZM184 227L186 229H184ZM182 229L184 230V232L182 231ZM200 229H201V231H200ZM1 230H3L4 232L1 231ZM170 230H173V231H170ZM186 230L187 231L190 230V231L187 232ZM198 230H199V233H197ZM150 231H151V233H150ZM174 231H175V233L177 235L174 233V236L175 237L173 238V234L171 235L172 237L170 236V234H171V232L173 233ZM146 232L148 233V236L154 235V234L157 235V236H159V238L158 237L157 238H158V244H159L158 247L160 246V249H159V252L160 253H158V251L156 253V251L153 249V245L151 244V242L149 240V237L147 235H145V234H147ZM152 232H153V234H152ZM90 233H91V235H90ZM191 233H193V234H191ZM194 233H195L196 236H194ZM221 233H223V234H221ZM241 233L243 234L242 235V238L243 239L245 238V239H244V241L237 242L236 239H235V235L238 234V235L241 236ZM255 234H256V237H255ZM257 234L259 236H257ZM188 235H191V236L189 237ZM166 236H168V238L171 237L173 240L169 241L168 238H167V240L169 241V243H167L168 241L165 242ZM121 237H123V238H121ZM147 237H148V239H147ZM175 238H178V241ZM174 239H175V241H174ZM258 239H259V241H258ZM89 240H91V241H89ZM248 245H249V247H248ZM263 248H264V246H263ZM152 249L155 251L154 253H156V255H157V257L155 256L156 258H154V256L152 255V254H154ZM253 249H254V251H253ZM174 251H175V253H173ZM248 251H250V252H248ZM201 252H202V255L203 256L201 255ZM134 253H135V251H134ZM168 253H169V255H166ZM198 253H200V254H198ZM209 253H211V255ZM252 253H253V255H252ZM255 253H256V255H255ZM158 254L162 255L161 256L162 258ZM150 255H151V257H150ZM171 255H173V257ZM103 256H105L104 261L102 260L103 259ZM167 256L169 257L170 260L168 259ZM194 256H195V258H193ZM250 256L252 258H254V259L249 258ZM100 257H101V260L102 261L100 260ZM163 258H166V259L164 260ZM243 258H244V260L242 261ZM245 258H246V260H245ZM247 258H249V259H247ZM237 259H239V260H237ZM258 259H259V261H256ZM105 260H106V263H103V262H105ZM153 262H151V264H153ZM234 262H237V263H234ZM191 264H193V261L191 262Z\"/></svg>", "mask_w": 264, "mask_h": 264}, {"label": "bare ground", "instance_id": "obj_2", "mask_svg": "<svg viewBox=\"0 0 264 264\" xmlns=\"http://www.w3.org/2000/svg\"><path fill=\"white\" fill-rule=\"evenodd\" d=\"M17 1V0H16ZM164 1H165V5H162L163 3H164ZM183 0H175L174 1V4L172 3V0H162L161 2L162 3H159V5H158V3L157 4H155V5H157V7H158V9H160L159 8V6H162V8L160 9V10H157V9H155L154 11H157V13H158V15L157 14H155L156 16H158L159 17V19L157 20V19H154V20H156V22L158 21V23H159V21L160 20H163V26L165 25V24H172V25H174L173 24V19L174 18H176V16H177V11H179L178 10V8H180L181 6L179 5V4H181L182 5V2ZM194 1H197V0H194ZM199 1V0H198ZM226 1V2H225ZM224 2L226 3V5L228 6H233L234 4H237V6L234 8L235 9V15H238L239 17H240V19L242 20V21H244V24L246 23V24H248L247 26H249L251 29H252V31H254L255 33L254 34H256V37H257V39H259L260 41H261V43H264V0H240V1H237V0H225ZM12 3H15V2H12ZM11 3V4H12ZM17 3V2H16ZM21 3H23V1L21 2ZM145 3L146 2H144V6H145ZM147 4H148V2H147ZM150 4V3H149ZM15 5H17V4H15ZM15 5H13L14 6V9H13V11L15 10ZM19 5H20V3H19ZM24 5V4H23ZM122 5H124V3H122ZM176 5H178L177 7V11H175V9H176ZM199 5V4H198ZM205 5V4H204ZM25 6V5H24ZM27 6V5H26ZM111 6V5H110ZM143 5H142V7H144ZM149 6V5H148ZM147 5L145 6L146 8L148 7ZM154 7H156V6H154ZM223 7V6H222ZM26 8V7H25ZM65 8V7H64ZM133 8V7H132ZM135 6H134V10H135ZM138 8V7H137ZM153 8V7H152ZM205 8V7H204ZM203 8V9H204ZM19 9V8H18ZM23 9V8H22ZM28 9V8H27ZM130 9H131V6H130ZM130 9H128V10H126L128 13H130L131 14V16H132V18L135 16L136 18H137V14H133V11H132V9L130 10ZM140 9V8H139ZM142 10H144V8H141ZM149 10L151 9V7L150 8H148ZM148 9H145L147 12H148ZM17 10V9H16ZM59 10V9H58ZM137 10V9H136ZM135 10V11H136ZM152 10V9H151ZM134 11V12H135ZM140 11V10H139ZM145 11V12H146ZM154 11H152V12H154ZM211 11V10H210ZM136 12H138V11H136ZM135 12V13H136ZM151 12V13H152ZM175 12H176V15H175ZM209 12V11H208ZM13 13V12H12ZM18 13V12H17ZM16 13V14H17ZM140 13V12H139ZM191 14L190 15H188V16H186V17H184V18H186V19H184V25H181V22H179L180 23V26H183L181 29H182V31L180 32L181 34L183 33L184 34V32L185 33H187V32H190V34H191V36H198V34H201V33H199V32H201L202 31V29H200V28H202V26L204 25L205 27H206V29L207 30H210V29H213L214 30V28H218L219 26H221V24H219L218 23V21L215 19V20H213V19H210V17H209V20L207 19V17L208 16H206V18H204V20H201V19H203L202 18V16H200V14L198 15L197 14V11H192L191 10V12H190ZM224 13V12H223ZM14 14H15V12H14ZM19 14V13H18ZM17 14V15H18ZM54 14V13H53ZM133 14V15H132ZM141 14V13H140ZM142 14H144V12L142 13ZM148 14V13H147ZM149 14H150V12H149ZM154 14H152L153 15V17H154ZM12 16L11 17V19L9 20V27L11 26L12 28L13 27H17V28H19L18 30H16L17 32L20 30V28L22 29V27H20L21 25H24V26H27V25H25L26 23L28 24V25H30V21H28L26 18H21L20 16V18L21 19H19L18 18V16ZM28 15V14H27ZM26 15V16H27ZM58 15V14H57ZM56 15V16H57ZM201 15H203L202 14V12H201ZM131 16H130V18H131ZM142 16V15H141ZM155 16V17H156ZM204 16V15H203ZM143 17H146V16H144L143 15ZM152 16H150V19H152L151 18ZM214 17V16H213ZM212 17V18H213ZM139 18H140V15H139ZM142 18V17H141ZM225 18V17H224ZM25 19V20H24ZM32 19V18H31ZM61 19V18H60ZM143 20H140V22H141V24L143 23V25H141L139 22H138V18H137V20H136V23L138 22L140 25L138 26V25H136V24H134V19H132L133 20V24H130V26L131 25H133L132 26V28L130 29L129 27H128V29H130L131 31H129L128 29H126L127 31H129L130 33H133L134 32V29H135V33H133L132 35L128 32V33H126V30L124 31L125 32V34H126V37L124 36V38H123V36H119V37H121L122 38V41L121 40H119V37H118V40H119V42H121V43H116L118 40L116 39V37H114V39H116L115 40V43H113V40H112V43L113 44H115L116 45V47L118 46L121 50H119L118 49V47H117V49L119 50V52L121 51L122 53H124V56L126 57L125 58V60H126V63L128 64V66L132 69V70H134L137 74H143V75H145L146 73H147V71H148V68L149 67H151V65H153L156 61V57H158V55H159V53H160V51H161V45L159 46L158 44H157V40H159L160 41V39H161V37L159 38L158 37V35H157V31L155 32V29H154V33H156L155 35L157 36V38H159V39H157L156 40V43H155V39H153V36H154V33L152 34V32H153V30H152V28L150 29V30H148V28H150L151 26H150V24L152 25V23H153V21L152 22H149V25H147V24H145V22H143L144 21V19L145 18H142ZM146 19H148V21H149V17L148 18H146ZM30 20V19H29ZM58 20V19H57ZM131 20V21H132ZM176 20V19H175ZM182 20V19H181ZM180 20V21H181ZM104 21V20H103ZM148 21H147V23H148ZM151 21V20H150ZM156 22H155V24H153V25H156ZM32 23V22H31ZM34 23V22H33ZM57 23V22H56ZM137 23V24H138ZM161 23H162V21H161ZM160 23V24H161ZM243 23V22H242ZM107 24V23H106ZM106 24H104V23H101V26L104 28V29H107L106 27H108V26H106ZM159 24V25H160ZM183 24V23H182ZM200 24H202V26L200 27ZM32 25V24H31ZM30 25V26H31ZM34 25V24H33ZM153 25H152V27H153ZM106 26V27H105ZM149 26V27H148ZM167 26H169V29H170V26L171 25H167ZM175 26V25H174ZM179 26V25H178ZM203 26V28H205ZM32 27V26H31ZM200 27V28H199ZM11 28V29H12ZM24 28V27H23ZM30 28V27H29ZM28 28V29H29ZM134 28V29H133ZM221 28V27H220ZM14 29V30H13ZM12 30H11V32L12 33H15V29L16 28H13ZM32 30H33V27L31 28ZM200 29V31L198 32V30ZM250 29V30H251ZM24 30V29H23ZM31 30V31H32ZM37 30V32H38V29H36ZM35 29H34V31H36ZM132 30H133V32H132ZM177 30V32L179 33V31H178V29H176ZM180 30V29H179ZM27 32V28H26V30H24V32ZM30 30H28V34H31L30 32H29ZM34 31H32L33 32V34L35 35V38L37 37V32H34ZM82 31V30H81ZM152 31V32H151ZM11 32L9 33V34H11ZM16 32V33H17ZM25 32V34H27ZM86 32V31H85ZM175 32V31H174ZM19 34H20V32H18ZM17 33V34H18ZM21 33H23V32H21ZM160 33V32H159ZM179 33V35H181ZM221 33V32H220ZM232 33V32H231ZM39 34V33H38ZM84 34V33H83ZM128 34H130V35H128ZM189 34V33H188ZM222 34V37L223 38H221L220 37V39H221V41L219 42V43H223V42H225L222 46L224 47V45H225V47L224 48H226V49H228L229 47L230 48H232L230 45H231V43H233V44H235L234 42H236V40L234 41V42H231L230 40H227V42L226 41H224V40H222V39H227L228 38V34L226 33H221ZM230 34V33H229ZM16 35V34H15ZM21 36H18V37H14L15 39H18L19 40V37H21V38H23V36H22V34H20ZM24 35V34H23ZM41 35H42V33H41ZM40 34L38 35V38H36V40L35 41H38L37 39H40L39 38V36H41ZM122 35V34H121ZM128 35V36H127ZM167 35V34H166ZM175 35H176V33H175ZM178 34H177V36H179ZM230 35H232V34H230ZM229 35V36H230ZM238 35V34H237ZM236 35V37H238L239 39L241 38V35H238L237 36ZM7 36H9V37H11V38H13V34H11V36L10 35H7ZM6 36V37H7ZM26 36H28V35H26ZM32 36V34L30 35V36H28L27 38H28V40H30L31 38H29V37H31ZM113 36H116V35H113ZM113 36H112V38H113ZM219 36H221L220 34H218V37ZM233 36V35H232ZM252 36V35H251ZM33 37V36H32ZM45 37V36H44ZM43 36H42V38H44ZM184 37L186 38V34L184 35ZM250 37V36H249ZM253 37V36H252ZM4 38L5 37H3V40H4ZM47 38V37H46ZM78 38H80V37H78ZM77 38V39H78ZM111 38V39H112ZM156 38V37H155ZM175 38H176V40L177 41H179V44H178V46L181 44L180 43V40H178V37H176L175 36ZM175 38H174V40H175ZM192 38V37H191ZM6 39H8V37L7 38H5V41H3V42H6L7 40ZM24 39H25V35H24ZM33 39V38H32ZM45 39V38H44ZM43 39V40H44ZM74 39V38H73ZM187 39H190V37L188 38V35H187ZM199 39V38H198ZM214 39V38H213ZM219 39V38H218ZM242 39V38H241ZM11 39H9L8 40V42L10 41ZM14 40V39H13ZM16 41V40H14V41H11V42H13V44H14V46H18V45H24L23 43H26L24 40H22L21 42V44H18V43H20V41ZM27 40V39H26ZM27 40V41H28ZM47 40V39H46ZM45 40V41H46ZM75 40H76V38H75ZM75 40H73L72 42H74ZM80 40H81V38H80ZM162 40V39H161ZM173 40V41H174ZM207 41H208V39H206ZM206 40H205V42H206ZM232 40V39H231ZM30 41H33V40H30ZM35 41H33V42H35ZM50 41V40H49ZM77 41V40H76ZM199 41V40H198ZM201 41V40H200ZM210 41V40H209ZM209 41H208V45H205L204 43H202V47L205 45V47L207 48V47H209ZM218 41V40H217ZM223 41V42H222ZM233 41V40H232ZM242 41H244V40H242ZM245 41H247V40H245ZM0 42H1V40H0ZM18 42V43H17ZM40 44H41V41L39 40L38 41ZM37 42V43H38ZM43 42V41H42ZM52 42V41H51ZM83 42V41H82ZM82 42H80L81 44H82ZM10 43V42H9ZM36 43V42H35ZM34 43V44H35ZM79 43V44H80ZM160 43V42H159ZM176 43V42H175ZM178 43V42H177ZM177 43H176V45H175V48H176V50H178V49H180V48H177L176 46H177ZM189 43V42H188ZM196 43V42H195ZM200 43V42H199ZM218 42H217V44L219 45V49L221 48V44H219ZM239 42H237L236 44H238ZM245 43V42H244ZM247 43V42H246ZM245 43V44H246ZM1 44V43H0ZM5 44V43H4ZM6 44H7V42H6ZM27 44V43H26ZM25 44V45H26ZM28 44H30V42L28 43ZM31 44H32V42H31ZM34 44H32V45H34ZM42 44H44L43 46H45V48H46V50H49L48 49V47H50V44H48L49 46L47 47L46 46V44H47V41H46V44L43 42ZM72 44V43H71ZM75 44V43H74ZM78 44V45H79ZM172 44V43H171ZM174 44V43H173ZM204 44V45H203ZM213 44V43H212ZM233 44H232V46H233ZM240 44L241 45H243V43H241L240 42ZM244 44V45H245ZM251 44V43H250ZM253 44V43H252ZM21 45V46H22ZM32 45H26V47L27 46H31L30 48H28V51L30 52V53H32L33 52V47H32ZM55 45V44H54ZM78 45H76V46H78ZM115 45H114V47H115ZM217 45V46H218ZM243 45V46H244ZM0 46H3L2 44L0 45ZM5 46V45H4ZM3 46V47H4ZM7 46V45H6ZM9 46V48H12L13 47V45L11 46V44H9L8 45ZM11 46V47H10ZM36 46H37V44H36ZM53 45L51 44V47H52ZM70 46V45H69ZM72 46V45H71ZM70 46V47H71ZM75 46V45H74ZM74 46H72V47H74ZM75 46V47H76ZM83 46H86V45H83ZM88 46V45H87ZM182 46V45H181ZM180 46V47H181ZM197 46H199V45H197ZM246 46H248V44L246 45ZM2 47V48H3ZM19 47V46H18ZM18 47L17 48H12V50L11 51H13L14 49H17V50H21L22 52H23V49H18ZM26 47H24L23 46V48H26ZM35 47V46H34ZM38 47H41L39 44H38V46H37V48ZM71 47V48H72ZM74 47V48H75ZM80 47V46H79ZM89 47V46H88ZM88 47L86 48V49H88ZM90 47H92V46H90ZM115 47V48H116ZM196 47V46H195ZM234 47V46H233ZM253 47V46H252ZM252 47H250L249 46V48L251 49ZM7 48V47H6ZM20 48H22V47H20ZM45 48H44V50H45ZM53 48H54V46H53ZM56 48V47H55ZM74 48H73V51H74ZM81 48H83V47H81ZM96 48V47H95ZM172 48H174V45H173V47H172V45H171V47L169 46V48H168V50H167V55L165 56V60H168V58H170V55H172V54H174L173 53V50L174 49H172ZM193 48V47H192ZM201 48V47H200ZM204 48V47H203ZM205 48V49H206ZM230 48L228 49L230 52H232V49L230 50ZM235 48V47H234ZM5 49V48H4ZM8 49V48H7ZM32 49V50H31ZM35 49H36V47H35ZM39 49V48H38ZM42 49H43V47H42ZM76 49H78V48H76ZM84 49V48H83ZM92 49V48H91ZM94 49V48H93ZM92 49V50H93ZM194 49V48H193ZM197 49H198V51H199V48L197 47ZM218 49V48H217ZM226 49H225V53H226ZM250 49H248V50H250ZM255 46H254V48L252 49V50H250V53L255 57V58H257L258 59V61L261 59V62H263L264 63V60H262V58H259V55L261 54V52L262 51H260V54L258 55V50H256V49H258V48H256L255 50ZM2 49H0V56H2V57H4V56H6V54L7 53H9L10 51H5L6 52V54H5V52H3V51H1ZM17 50H14V51H17ZM26 50H27V48H26ZM39 50H41V48L39 49ZM45 50V51H46ZM51 50V49H50ZM52 50H56V49H52ZM80 50V48L78 49V50H75L76 51V53H73V54H77V51H79ZM85 50V49H84ZM89 50V49H88ZM92 50H90V51H92ZM176 50H174V51H176ZM188 51H192L191 50V48H190V50L189 49H187ZM224 50V49H223ZM223 50L221 51V52H223ZM20 51V52H21ZM43 51V50H42ZM44 51V52H45ZM58 51V50H57ZM57 51L55 52V54L57 53ZM82 51V52H81ZM81 51H80V53L81 54H83V50L81 49ZM100 51H102V50H100ZM165 51V50H164ZM219 51V50H218ZM229 51H227L228 53V55L230 54L229 53ZM25 52H27V51H25ZM24 52V53H25ZM29 52H28V54H29ZM35 52V51H34ZM37 52V51H36ZM41 52V51H40ZM51 52V51H50ZM59 52V51H58ZM105 52V51H104ZM196 52H197V50H196ZM200 52H201V49H200ZM199 52V53H200ZM220 52V51H219ZM14 52H12L11 54H13ZM17 53H19V51L17 52ZM15 54V57L17 56V58L20 60H18V59H16L15 57H14V55H12L16 60H18L19 62H22V60H23V62L25 61L24 59H23V57H24V55H26V54H21L22 55V57L20 56V54ZM37 53H39V51L37 52ZM46 53V52H45ZM53 53V52H52ZM51 53V54H52ZM66 53V52H65ZM86 53H87V51H86ZM106 53V52H105ZM165 53V52H164ZM172 53V54H171ZM194 53H195V50H194ZM217 54H215V53H213V55L212 56H214V54L217 56L218 54H220V53H218V52H216ZM224 53V52H223ZM264 53V52H263ZM10 54V53H9ZM11 54H10V56H11ZM27 54V55H28ZM33 54L34 53H32V54H30L31 55V57L33 56ZM41 54V53H40ZM40 54H38L39 55V59H38V61H40ZM42 54H44V53H42ZM50 54V55H51ZM54 54V53H53ZM54 54V55H55ZM59 54H62V53H60L59 52ZM58 54V55H59ZM90 54V53H89ZM93 54V53H92ZM96 54V53H95ZM193 53H191L190 52V54H188V56L189 55H192ZM37 55V56H38ZM57 55V54H56ZM57 55V56H58ZM78 55V54H77ZM85 55H88V54H85ZM164 55V54H163ZM223 55H225V54H223ZM11 56V57H12ZM43 56L44 55H42V58L41 59H43ZM60 56V55H59ZM59 56H58V58H59ZM63 56H64V54H63ZM76 56V55H75ZM84 56V55H83ZM186 56V55H185ZM219 56H221V55H219ZM227 56V55H226ZM230 56V55H229ZM239 56H240V54L238 55V52L236 51V48L233 50V58H232V54H231V56L230 57H226L227 59L228 58H232V60L234 59V58H237V60H238V58H239ZM263 56H264V54H263ZM27 57V56H26ZM45 57H46V55H45ZM64 57H66V56H64ZM63 57V60H65V62H66V58H64ZM78 57H79V55H78ZM80 57H82V55H80ZM79 57V59H81ZM86 58H87V60L85 59V63H87V66H88V57L87 56H85ZM122 57H123V55H122ZM164 57V56H163ZM163 57H162V60H163ZM218 57V56H217ZM217 57H216V59L215 60H217ZM223 57V56H222ZM222 57H220L221 59H222ZM225 57V56H224ZM5 58V57H4ZM7 58H8V55H7ZM10 58V57H9ZM8 58V59H9ZM27 58H30V56H28ZM36 57H34V60H36L35 59ZM52 58V57H51ZM53 58H54V56H53ZM52 58V59H53ZM57 58V57H56ZM57 58V59H58ZM101 58V57H100ZM104 58H105V56H104ZM107 58V57H106ZM117 58V57H116ZM124 58V57H123ZM172 58V57H171ZM219 57H218V59H220ZM225 58V59H226ZM241 58V57H240ZM239 58V59H240ZM0 59H2L1 57H0ZM6 59V58H5ZM1 60L0 62H2V61H6V60ZM48 59V58H47ZM78 59V58H77ZM83 59H84V57H83ZM188 59H189V57H188ZM187 59V56H186V60H188ZM211 59H213V60H211V61H213V65L214 64H216V62H214V58H211ZM225 59L223 58V60L225 61ZM226 59V60H227ZM229 59V60H230ZM242 59V58H241ZM264 59V58H263ZM10 61H11V58L9 59ZM8 60V61H9ZM14 60V59H13ZM16 60H14L15 62H18V61H16ZM31 60H33V59H30V61L29 62H31V63H33ZM59 60H60V58H59ZM61 60H62V56H61ZM61 60L59 61V62H61ZM102 60V59H101ZM163 61L164 63L165 62H167V61ZM174 60H175V58H174ZM178 60V59H177ZM180 60V59H179ZM194 59H192V61H193ZM243 60V59H242ZM8 61H7V63H8ZM14 61H11V62H14ZM44 61V59L42 60V62ZM68 61L69 60H67V63H68ZM74 61H75V59H74ZM78 61H80L81 62V60H78ZM78 61L76 62V63H78ZM84 61V60H83ZM82 61V62H83ZM87 61V62H86ZM104 61V60H103ZM176 61V60H175ZM190 61V63H194V62H192L191 60H189ZM224 61H217L218 63H221L222 62V65H224L223 64V62ZM239 61V60H238ZM13 63L14 64V67L16 68V67H18L19 68V64L16 66L15 64L16 63ZM36 62V61H35ZM41 62V63H42ZM45 62V61H44ZM43 62V63H44ZM55 62V61H54ZM56 62H57V60H56ZM59 62L57 63L59 66H61L60 64L61 63H63V62H61L60 64H59ZM71 63H72V60L70 61ZM69 62V63H70ZM79 62V63H80ZM115 61H113V63H114ZM180 62V61H179ZM182 62V61H181ZM229 62V61H228ZM228 62H224V63H227V68L229 67V65H231L232 63H234L235 61L233 60V62L232 61H230V63L228 64ZM260 62V63H261ZM25 64H28V65H26V66H29V63H26V61L24 62ZM40 63V64H41ZM42 63V64H43ZM66 63V65H69V64H67ZM70 63V64H71ZM78 63V64H79ZM98 63V62H97ZM124 63V62H123ZM161 63V62H160ZM164 63H161V65L159 64V66L161 67ZM170 63V62H169ZM189 63V62H188ZM188 63H187V65H188ZM189 63V64H190ZM196 63V62H195ZM217 63V64H218ZM236 63H238L239 64V62H237L236 61ZM242 63V62H241ZM2 64H3V62H2ZM9 64V63H8ZM11 64V63H10ZM10 64L9 65H6V66H9V67H11L10 66ZM12 64V65H13ZM23 64V63H22ZM22 64H20V65H22ZM40 64H37V63H34V67H40V66H36V65H40ZM41 64V66H43ZM46 64H47V61H46ZM45 64V65H46ZM50 64V63H49ZM108 64V63H107ZM112 64V63H111ZM115 64V63H114ZM113 64V68H116V67H114L115 65ZM167 64V63H166ZM183 64V63H182ZM4 65H5V63H4ZM2 66L1 65V67H5V66ZM56 64H54V67H56L55 66ZM73 65H74V63H73ZM119 65V64H118ZM191 65V64H190ZM233 65H235V64H233ZM233 65H231V66H233ZM22 66H25V65H22ZM22 66H20V68L22 67ZM30 66H31V64H30ZM47 66H48V64H47ZM50 66V65H49ZM62 66H65V65H62ZM61 66V68H63ZM71 66L72 65H70V67L69 66H66L65 67V69L68 71L69 69H67V67L68 68H70L71 69ZM75 66H78V65H76L75 64ZM75 66L73 67V70L71 69L70 70V73L71 74H73V76H74V74H76L75 72H74V70L77 68H75ZM117 66V65H116ZM167 66V65H166ZM170 65L168 64V67H169ZM183 66H185V65H183ZM189 66V65H188ZM194 67H197L198 65L197 64H195V65H193ZM219 65H217V66H214V68L216 67H218ZM224 66V67H225ZM230 66V67H231ZM264 66V65H263ZM14 67H13V69H14ZM32 67L33 66H31V67H24V68H21L20 69V71H19V74H20V77H21V80H22V82L24 83L23 85H28L29 84V88L30 89H33L32 87L34 86L33 84L37 81V80H39V79H37L38 78V76H36V75H38V73H40V75H42L43 74V72L41 73V72H37V71H40V68H42V67H40L39 69H37V71H33L32 70ZM33 67V68H34ZM54 67H52V68H54ZM106 67V66H105ZM165 67V66H164ZM164 67H161L162 68V70H163V68ZM167 67V68H168ZM174 66H171L170 68L172 69V71L173 72H176V71H174ZM190 67V66H189ZM240 66H238V68H239ZM6 69L5 70H7V68L8 67H5ZM43 68H45V66L43 67ZM50 68V67H49ZM48 68V69H49ZM61 68H59L58 69V67H57V70H59V72H60V69ZM75 68V69H74ZM166 68V67H165ZM164 68V69H165ZM167 68L165 69V71H167ZM185 68L186 67H184V69L181 67V70L182 71H184L185 70ZM216 68L214 69V70H216ZM220 68H221V64H220ZM219 67H218V69H217V71H219V73H221V69L223 68V66H222V68L220 69ZM233 68V67H232ZM236 68H237V65H236ZM4 69V68H3ZM46 69H47V67H46ZM118 69V68H117ZM119 69H120V67H119ZM171 69H170V72H171ZM175 69H176V67H175ZM189 69V68H188ZM220 69V70H219ZM229 70L231 69V68H228ZM1 70V69H0ZM8 70H9V68H8ZM10 70L12 71V69L10 68ZM34 70H36L35 68H34ZM49 70H51V69H49ZM49 70H48V72H49ZM57 70H54V71H57ZM66 70H63V72L64 71H66ZM108 70V69H107ZM158 70H159V68L154 72V76L153 77H155V79H157L158 77H157V74H158ZM229 70H226L227 72L229 71ZM234 70V69H233ZM15 71H17V72H15ZM14 71V73H13V71L12 72H8V74H10V75H12L11 73H13V77H15L16 79H17V73H18V69L17 70H15ZM52 71V74L54 73L53 72V69L51 70ZM76 71V70H75ZM78 71V70H77ZM76 71V72H77ZM115 72H117L116 70H114ZM113 71V72H114ZM126 71V70H125ZM160 71H161V69H160ZM159 71V72H160ZM165 71H163V73L165 74ZM189 71V70H188ZM225 70L223 69V71L222 72H224ZM2 72V71H1ZM35 72H37V73H35ZM47 71L45 70L44 71V73H46ZM58 72V73H59ZM62 72V71H61ZM62 72V73H63ZM106 72V71H105ZM169 72V71H168ZM186 72V71H185ZM184 72V73H185ZM235 71H233V73H232V71H231V73L232 74H235L234 73ZM57 72H55V74H56ZM65 73V72H64ZM70 73H66L67 74V76L66 75H64V77L62 76V74L60 75V73L58 74V75H60V76H62V78L63 79H65V78H67L69 75H70ZM78 73V72H77ZM161 73V75L160 76H162V71L160 72ZM219 73L217 74V75H219ZM226 73V72H225ZM236 73H237V71H236ZM3 74H4V71H3ZM6 74H7V72H6ZM36 74V75H35ZM48 74V73H47ZM46 74V75H47ZM50 74V73H49ZM93 74V73H92ZM97 74H98V72H97ZM112 74V73H111ZM116 75H114V76H117L118 74L117 73H115ZM169 74L170 73H168L167 75H168V80L169 79H171V78H169ZM187 74V73H186ZM221 74H223V73H221ZM228 74L230 75V72H228ZM227 73H226V75L229 77V75H228ZM231 74V75H232ZM16 75V76H15ZM39 75V76H40ZM43 75H45V74H43ZM94 75L95 74H93L92 76L94 77ZM171 75V74H170ZM173 75V74H172ZM224 75V74H223ZM2 76H4V75H2ZM6 76V75H5ZM4 76V77H5ZM55 76V75H54ZM59 76V77H60ZM66 76V77H65ZM76 76V75H75ZM102 76V74L100 75V73L96 76V77H94L93 79H95L96 81H98L99 79H100V77ZM112 76V75H111ZM120 76L121 75H119V78H118V80L116 81L115 80V82H114V84L116 83V82H119V79H121L120 78ZM9 77V76H8ZM18 77H19V75H18ZM46 77V76H45ZM44 76L43 77H39L40 78V80L41 81H44L42 78H45ZM50 78L51 77H53V76H49ZM58 76L56 75V78H57ZM72 77V76H71ZM90 77V76H89ZM118 77V76H117ZM116 77V78H117ZM163 77V76H162ZM162 77L160 78L161 80H162ZM165 77V76H164ZM171 77V76H170ZM172 77H174V79H175V74H174V76H172ZM221 77V76H220ZM227 77V78H228ZM233 77L235 78V76L233 75ZM240 77V76H239ZM12 78V77H11ZM47 78V77H46ZM45 78V79H46ZM61 78V80H63ZM70 78V77H69ZM111 78H113V76L111 77ZM132 78V77H131ZM222 78H223V76H222ZM226 78V77H225ZM225 78H224V80H225ZM231 78V77H230ZM230 78H229V81H230ZM237 78V77H236ZM235 78V79H236ZM2 79H3V77H2ZM8 79H10V78H8ZM7 79V76H6V80H8ZM13 79L14 78H12V81H13ZM35 79H37L36 81H35ZM72 79H73V77H72ZM88 79V78H87ZM87 79H84L85 81L87 80ZM90 79V78H89ZM88 79V80H89ZM159 79V82L161 81ZM164 79V78H163ZM166 79V78H165ZM239 79V78H238ZM0 80H1V76H0ZM20 80V81H21ZM51 80H53V79H51ZM51 80H49V78H48V80L47 81H49V83H50V81ZM58 80H60V79H58L57 78V81L56 82H58V83H60ZM66 80V79H65ZM65 80H63V81H65ZM95 80H94V83H95ZM167 80V79H166ZM166 80L164 81V82H166ZM181 80V79H180ZM205 80V79H204ZM203 80V81H204ZM231 80H234V79H231ZM237 80V79H236ZM4 81H5V78H4ZM11 81V80H10ZM10 81H9V83H10ZM11 81V82H12ZM46 81V80H45ZM45 81L44 82H40V83H42V85H43V83H45ZM54 81H55V79H54ZM54 81H52L53 83H54ZM62 81V83H64ZM67 81H68V79H67ZM67 81H66V84H67ZM74 81H77L76 80V78L74 79ZM83 81V80H82ZM84 81V82H85ZM91 81V80H90ZM114 81V80H113ZM179 81V80H178ZM185 82V79L184 80H182V82ZM209 81V80H208ZM239 81V80H238ZM238 81H236L235 82V80H234V82L235 83H237ZM15 82V81H14ZM13 82V83H14ZM33 82V83H32ZM51 82V83H52ZM69 82H71L70 81V79H69ZM68 82V83H69ZM79 83L81 82V81H78ZM87 82V81H86ZM85 82V83H86ZM92 82V81H91ZM98 82H100V81H98ZM101 82H103V81H101ZM124 82L126 83L127 81H124L123 80V78H122V82H120V88H121V84H124ZM153 82H154V78H153ZM164 82H162V84L160 85V83L158 84V86H156V87H158V89H157V93H155V94H157L158 96H159V98H161L162 100H164V101H167V100H169L170 98H169V96H170V91H171V89H173L174 88V86L176 85H178L179 83H181V82H178V84H176V82L175 83H173L174 81L172 80V82H170L169 83V85L170 84H172L173 83V87L171 86H169V88H171L170 89V91H169V89L167 88L168 86H165L168 82H166V84L164 85L163 83ZM183 82V83H184ZM205 82H206V85H208L207 83V80H205ZM205 82H203V83H205ZM230 82H232V81H230ZM234 82H232V83H234ZM6 83V82H5ZM16 83V82H15ZM19 83V81H17V84ZM21 83V82H20ZM47 84V83H45L44 85L45 86H41V85H38L39 87L41 86L43 89H44V87H45V89H46V84L47 85H51V84ZM52 83V84H53ZM72 83H75V82H72ZM72 83L71 84H69L70 86L72 85ZM83 83V82H82ZM82 83H80V84H82ZM112 83V82H111ZM155 83V82H154ZM157 83H158V80H157V82H156V85H157ZM182 83V84H183ZM228 83V82H227ZM227 83H224V84H226V85H228ZM3 85H4V83H2ZM11 84V83H10ZM10 84H8V82H7V84L5 85L6 87H8ZM33 85V86H31L30 87V85ZM37 84H39V82L38 83H36L35 85H36V87H37ZM77 84V83H76ZM84 84V83H83ZM87 84V83H86ZM92 83H88L87 85H88V87H86V86H84V85H82L81 87H83L84 86V88H82L83 90H84V93L83 94H85L87 97H89L88 96V93H89V95H90V93H91V91L92 92H94V90H95V84L93 85L94 87H92V85H91ZM98 84V83H97ZM101 84V83H100ZM102 84H104V83H102ZM113 84V88H114V86H116V88H114V90H116L117 89V85L119 84V83H116L115 85ZM175 84V85H174ZM210 84V83H209ZM68 85V86H69ZM106 85H107V82H106ZM106 85H104V87L106 86ZM126 85H128L127 83H126ZM125 85V86H126ZM132 85V87H133V89H134V91L136 90V87L137 86H134L133 84H131V83H129V88L128 89H126V88H124L123 86V88L125 89V91L127 90V92H129V89H131L130 88V86ZM155 85V84H154ZM153 85V88L155 87ZM205 85V84H204ZM203 84H202V86H204ZM0 86H1V83H0ZM5 86H3V87H0V89L1 88H3V89H5L4 87ZM12 86V85H11ZM15 86V84L13 85V87ZM18 86H20V85H18ZM17 86V87H18ZM25 86V87H26ZM55 86V85H54ZM56 86H57V83H56ZM61 86V85H60ZM69 86V87H70ZM76 86V85H75ZM74 85H73V87L74 88H72V86H71V89H69V87H67V86H65V87H67L68 89H69V91L71 90L72 91V89H75L77 92H79L80 94H82V90H80L79 89V91L76 89V87H75ZM79 86V85H78ZM111 86V85H110ZM21 87V86H20ZM19 87V88H20ZM23 87V86H22ZM22 87H21V89H22ZM25 87H23V90H24V88ZM35 86H34V91L33 90H30V91H28V90H26V91H28V92H35V90H36V92H38L37 91V89H35L36 88ZM38 88V90H42V88ZM48 87V86H47ZM63 87V86H62ZM64 87V88H65ZM108 87V86H107ZM135 87V88H134ZM239 87V86H238ZM9 88V87H8ZM7 88V89H8ZM16 88V87H15ZM19 88L17 89V90H19ZM49 88H50V86H49ZM48 88V89H49ZM55 89H56V87H54ZM54 88L52 89L53 91H54ZM79 88V87H78ZM94 88V89H93ZM119 87H118V90L120 89ZM175 88H177V91H178V87H175ZM237 88V87H236ZM10 89H11V87H10ZM20 89V90H21ZM51 89V88H50ZM49 89V90H50ZM57 89H58V87H57ZM55 90V91H58V90H60L61 89V87H59V89L58 90ZM63 89V88H62ZM66 89V88H65ZM65 89H63V91L65 90ZM111 89H112V86H111ZM215 89V88H214ZM13 90H14V88H13ZM12 90V91H13ZM16 90V89H15ZM51 90V91H52ZM100 90H102V88L100 89ZM117 90V91H118ZM138 90V89H137ZM180 90V89H179ZM2 91V90H1ZM4 91V90H3ZM52 91V92H53ZM96 91V90H95ZM104 91V90H103ZM124 91V90H123ZM122 91V92H123ZM133 91V90H132ZM131 91V92H132ZM139 91V90H138ZM146 91V90H145ZM144 91V92H145ZM173 91V90H172ZM175 91V90H174ZM176 91V93H179V92H177ZM216 91V90H215ZM236 91H237V89H236ZM250 91V90H249ZM251 91H252V88H251ZM9 92L11 93V91L9 90ZM14 92V91H13ZM16 92V91H15ZM18 93H21V92H19V91H17ZM59 92V94H62V93H60V92H62L61 90L60 91H58ZM65 92V91H64ZM109 92V91H108ZM116 92V91H115ZM131 92H129V94L128 95H130L131 94ZM137 92V91H136ZM140 92V91H139ZM181 92L183 93V94H185V92L186 91H182L181 90ZM180 92V93H181ZM239 92H241V91H239L238 90V92L237 93H239ZM4 93H8L7 91H4ZM39 93V92H38ZM37 93V94H38ZM56 93V92H55ZM67 93H69V92H67ZM72 93V92H71ZM74 93V92H73ZM78 93V94H79ZM95 93V92H94ZM98 92H96V94H97ZM102 93V91L100 92V94ZM104 93H105V91H104ZM109 93H112V91H110ZM119 93H121V92H116V93H114V94H119ZM124 93H126V92H124ZM134 93V94H133ZM132 94L135 96V92H133ZM142 93V92H141ZM175 93V92H174ZM16 94V93H15ZM22 94V93H21ZM24 94H25V92H24ZM27 94V93H26ZM26 94H25V98L27 97L28 99L25 101V105H26V102L28 101V102H31L32 101V103L34 102L33 100H36L34 97L36 96V94H35V96L33 97L34 99L33 100H31L30 101V98H32V97H28V96H26ZM64 95H66L65 93H63ZM63 94H62V97H63ZM92 94V93H91ZM96 94H94L93 95V99H92V97H89V98H91L92 100H95V98H94V96L96 95ZM99 94V93H98ZM97 94V95H98ZM113 94V93H112ZM145 94V93H144ZM187 94V93H186ZM240 94V93H239ZM4 94H2V96H3ZM5 95H7V94H5ZM5 95L3 96V97H5ZM17 95V94H16ZM15 95V96H16ZM18 95H20V94H18ZM30 95H33L32 93H30ZM40 95V94H39ZM52 95L53 94H51V97H52ZM56 95H57V93H56ZM74 95V94H73ZM84 95V96H85ZM103 96H106V95H104V94H102ZM102 95H101V97H102ZM124 95H127V94H123V96ZM196 95V94H195ZM235 95H238V94H235ZM9 96H11L10 94H9ZM8 96V98H10ZM38 96V95H37ZM58 96V95H57ZM57 96L56 97H54V98H57ZM70 96H72V95H70ZM83 96V95H82ZM85 96V97H86ZM99 96V95H98ZM97 96V97H98ZM108 96V95H107ZM110 96V95H109ZM119 96V95H118ZM117 96V99L119 98ZM136 96H137V93H136ZM139 96V95H138ZM174 96H176L175 94H174ZM177 96H179V94L177 95ZM176 96V97H177ZM182 96H184V95H182ZM18 98H19V96H17ZM42 97V96H41ZM41 97H38V98H40V100L39 99H37V105L40 107V112H42V114L44 115V116H46L45 114H46V112L48 111L49 113H50V117H51V115H53L51 112H53L52 110H54L55 112H57V113H59L60 114V117L62 116V118H63V120L61 119V122L63 121V125L62 126H60V127H62L61 129H60V127H58V131L55 133V134H53V137H52V135H51V142L49 141V139H48V141L50 142V143H48V141H47V139L46 138H48V137H45V138H41V139H46V142H47V146L48 147H46V146H41V144L40 143H42V141L40 140V142H39V144H40V148L41 147H46V149L48 150V152H50V153H52L56 158H58V159H60V160H62V162H61V164H63V166H64V172L63 173H65V177L64 178H66V179H68L69 181H84L85 180V178L87 177V171H89V169H90V167H91V164H92V160H94L93 158H92V160L90 159V157L88 156V155H90V154H93V156H94V154L96 155L97 153H96V147H98V146H96V145H94L93 143H90L91 141H89V142H87V138H88V136H87V134L86 135H83V134H85V132H87V131H84V130H82V127L81 128H77L76 126L79 124H77V123H74L73 121H70L73 117V115H75V114H78V113H72L73 111H71L72 110V104H70L67 100H69L68 98H67V100H66V98L65 97H63V98H65L64 99V101H66V102H64L63 101V98H62V101L60 100V99H58L59 101H57V99H54V98H51L50 96H48L47 95V97L45 96V98H43L42 100H41ZM59 97V96H58ZM61 97V96H60ZM59 97V98H60ZM86 97V98H87ZM96 97V98H97ZM100 97V98H101ZM125 98L124 99H126L127 97L126 96H124ZM150 97V96H149ZM171 97H172V95H171ZM176 97H173L174 99L176 98ZM180 97H181V94H180ZM186 97V96H185ZM184 97V98H185ZM236 97V96H235ZM234 97V98H235ZM240 97H241V94H240ZM7 98V97H6ZM12 98L14 99L15 98V100H17L16 99V97H14L13 95H12ZM23 98V99H22ZM22 98L21 99H19V100H22L23 101V103H24V97L22 96ZM74 98V97H73ZM72 98V99H73ZM82 98H84V97H82ZM99 98V97H98ZM103 98V97H102ZM102 98L101 99H99V101L100 100H102ZM132 98V96L130 97V99ZM134 98H136V97H134ZM140 98V97H139ZM179 98V97H178ZM181 98H183V97H181ZM181 98H179L180 99V101H181ZM187 98V97H186ZM2 99H5V98H1L0 100V102H2ZM71 99V98H70ZM78 99H81V95H80V98L78 97ZM77 99V101L79 102V100ZM104 99H106V101H107V98H104ZM103 99V100H104ZM111 99V98H110ZM113 99V98H112ZM124 99H123V101H124ZM133 99V98H132ZM137 99H138V97H137ZM141 99V98H140ZM139 99V100H140ZM149 99V98H148ZM147 99V100H148ZM172 99V98H171ZM170 99V100H171ZM174 99H172V101L171 102H173L174 101ZM196 99V98H195ZM238 99H242V98H239L238 97ZM9 101H11L12 99H8ZM18 100V101H19ZM85 101L84 102H87L88 100L90 101V99H88L87 101H86V99H84ZM97 100V99H96ZM102 100V101H103ZM122 100V99H121ZM136 100V99H135ZM142 100H144V99H142ZM141 100V101H142ZM154 100V99H153ZM239 100V101H240ZM5 101V103L7 102L6 101V99L4 100ZM14 101V100H13ZM61 101V102H60ZM74 101H76V100H74L73 99V101L72 102H74ZM81 101H83L82 99H81ZM98 101V102H99ZM101 101V102H102ZM106 101H104V102H106ZM109 101V100H108ZM119 101H120V99H119ZM141 101H137V102H135L136 104H137V106L139 107L140 106V104H142V103H146V101L144 102H141ZM148 101H150V99L148 100ZM185 101V103H186V99L184 100ZM184 101L182 102L183 103V105H184ZM242 101H243V99H242ZM241 101V102H242ZM94 102H96V101H94ZM113 102H114V100H113ZM125 102H126V100H125ZM152 102V101H151ZM155 102V101H154ZM157 102V101H156ZM162 102V101H161ZM171 102H169V103H171ZM176 102H177V100H176ZM215 102H217V101H215ZM214 101L212 102V106L213 105H215V104H213V103H215ZM10 103H12V102H10ZM10 103H6V105H8V104H10ZM14 103V102H13ZM12 103V104H13ZM16 103V102H15ZM19 103H21L20 101H19ZM23 103H21V104H23ZM32 103H30V104H32ZM90 103V102H89ZM89 103H87V105H89ZM92 103V102H91ZM103 103V102H102ZM108 103V102H107ZM134 103V105H135V107H136V104ZM149 103V102H148ZM165 103H168V102H165ZM178 103H180V102H178ZM178 103H173V106H175V104H178ZM242 103H246V102H242ZM2 104V107H3V103H1ZM1 104H0V106H1ZM11 104V105H12ZM21 104H16L17 106H19V107H17L18 109L19 108H22V106L20 107V105ZM35 104V103H34ZM33 104V105H34ZM73 104H75V103H73ZM79 104V103H78ZM77 104V105H78ZM96 104V103H95ZM100 104V103H99ZM118 104V103H117ZM121 104H123L124 105V102L123 103H121ZM126 104V103H125ZM153 104V103H152ZM164 104V103H163ZM219 105H220V103H218ZM241 104V103H240ZM13 105H15V104H13ZM13 105H12V107H13ZM27 105H29V104H27ZM81 105H83V104H81ZM101 105V104H100ZM98 106V107H96L97 109H101V111H102V108H100V107H104L105 106V104H103V105H101V106ZM107 106H108V104H106ZM128 105V104H127ZM134 105L132 104V107H134ZM154 105V104H153ZM182 105V104H181ZM31 106V105H30ZM35 107H37L36 105H34ZM79 106V105H78ZM77 106V107H78ZM91 106V105H90ZM94 106V105H93ZM91 107V108H94V107ZM106 106V107H107ZM110 106V105H109ZM114 106H116L115 104H114ZM126 108L128 107V106H126V105H124ZM131 106V105H130ZM130 106L128 107V108H130ZM147 106H148V104H147ZM152 105L149 103V108H151V109H153V107H151ZM157 106V105H156ZM165 106V105H164ZM171 106H172V104H171ZM180 106V105H179ZM179 106H178V108H179ZM209 106V105H208ZM208 106H206V107H208ZM212 106H211V112L209 111L208 113H207V115L208 114H210V113H212V114H216L217 116H218V114L217 113H214V112H212V110L214 109V110H216V111H219L220 109H221V107H216L217 105H215L214 107H216V108H218V110L216 109V108H213L212 109ZM241 105H239V107H240ZM243 106V105H242ZM240 107V108H243V107ZM4 107H6V106H4ZM3 107V108H4ZM12 107H11V109H10V106H9V108H8V110L12 113V112H15V110L16 109H14V107H16V106H14L13 107V109H14V111L12 110ZM24 107V106H23ZM35 107H31V108H33V109H35ZM39 107H37V108H39ZM75 107V109H76V106H74ZM82 107V106H81ZM83 107L85 108V105H83ZM82 107V108H83ZM87 107V106H86ZM111 107H113V105L111 106ZM110 107V108H111ZM135 107H134V110H135ZM166 107H168V106H165V108ZM177 107V106H176ZM181 107V106H180ZM244 107H245V105H244ZM28 108V106L27 107H25V109H27ZM80 108V107H79ZM87 108H89V106L87 107ZM86 108V109H87ZM90 108V109H91ZM96 108H95V110H96ZM109 108V107H108ZM109 108V109H110ZM140 108L142 109V111H140V112H137L136 114L138 115V116H143L144 117V119H145V116L144 115H147V114H145V113H147V112H149V111H143V109H145L146 108V104H142L141 106H140ZM156 108V107H155ZM169 108V107H168ZM183 108V107H182ZM187 108V107H186ZM192 108V107H191ZM203 108V107H202ZM205 108V107H204ZM204 108H203V112L206 110V108H205V110H204ZM225 108V107H224ZM223 108V109H224ZM227 108V107H226ZM6 109H7V107L6 108H4V110L6 111ZM89 109V110H90ZM113 109H114V107H113ZM116 109V108H115ZM140 109V110H141ZM170 109V108H169ZM174 109H175V107H174ZM179 109H181V108H179ZM179 109H177V112L179 111H181V110H179ZM188 109V108H187ZM190 109V108H189ZM195 109V108H194ZM244 109H246V108H244ZM2 109L0 108V111H1ZM7 110V111H8ZM21 110V109H20ZM28 110V109H27ZM29 110H30V108H29ZM36 110V109H35ZM34 110V112L36 113V111ZM49 110H51V112L49 111ZM74 110V109H73ZM94 110V109H93ZM92 110V111H93ZM104 110V109H103ZM119 110V109H118ZM131 110H133V108L131 109ZM133 110V111H134ZM139 110V109H138ZM154 110V109H153ZM152 110V112H151V110H150V112L151 113H153V112H155V111H153ZM156 110V109H155ZM160 111H161V108L159 109ZM171 110V109H170ZM173 110V109H172ZM208 110H210V106H209V109L207 108V111ZM227 110V109H226ZM241 110L242 109H240V112H241ZM3 111V110H2ZM22 112H23V110H21ZM20 111V112H21ZM31 111V110H30ZM75 111V110H74ZM83 111H85V110H83ZM100 111V110H99ZM100 111V112H101ZM105 111H106V109H105ZM112 111V110H111ZM111 111H106V113H105V115H108V116H105L104 117V119L101 121V119H100V121L102 122L101 123V126H104L103 128H105V129H102V130H105L107 133H106V135L109 133L110 135L109 136H113V139L111 140V144H112V146H114L116 149H117V152L118 151H120V153L122 154L123 152V150H125V149H128L129 151H128V153H127V155L125 154H123L124 155V158H125V160H124V158H123V160L127 163V161H133L134 160V156L136 157V155L138 156L139 154L141 155V150H143L144 151V147H145V145L143 144V148L144 149H141L140 150V147H138L139 146V144L137 145V143H136V145H134L133 143H132V141H131V139H133V140H135V138H134V134L136 135L137 134V131H135L136 133H132V135H133V138L131 137V134L130 133H128L129 132V130H130V132H132V130H131V127L133 128V126H131L130 127V125H128L129 127H128V131H127V129H126V127H124V125L127 123H125L124 122V125H122L123 123H120L121 122V120H122V118L120 119V117H118L119 118V120H120V122H118L119 120H118V118H115V115H113V113H112V115H111ZM115 111H117V110H115ZM130 111V110H129ZM132 111V112H133ZM160 111H159V113H160ZM175 111H176V109H175ZM183 111H185L184 109L182 110V112ZM191 111V110H190ZM221 111H225V109L224 110H221ZM220 111V116H221V114L222 113H224V112H221ZM228 111V110H227ZM230 111V110H229ZM228 111V112H229ZM243 111V110H242ZM17 113L19 112V110H17L16 111ZM16 112H15V114H16ZM20 112H19V114L18 115H21L20 114ZM25 112V111H24ZM32 112L33 111H31V114L30 115H32ZM34 112H33V115H34ZM77 112H78V108H77ZM80 112V111H79ZM95 112L96 111H94V114H95ZM119 112V111H118ZM163 112V111H162ZM161 112V113H162ZM172 112V111H171ZM176 112V113H177ZM199 112L201 113V110H199ZM198 112V114H199V116L197 115V118L198 117H200V113ZM202 112V113H203ZM238 112H239V110H238ZM2 113V112H1ZM5 113H7V112H5ZM9 113V112H8ZM27 113V112H26ZM72 113V114H71ZM93 113V112H92ZM103 113V115H104V112H101L100 114H102ZM116 113V112H115ZM128 113V112H127ZM164 113V112H163ZM170 112L168 111V114H169ZM172 113H175V112H172ZM188 113V112H187ZM187 113L186 112H183L182 114H178L179 115V117L180 116H185V115H187ZM206 113V111L204 112V114ZM38 114V113H37ZM37 114H35V115H37ZM41 114V113H40ZM41 114V115H42ZM48 114V113H47ZM59 114H54V115H57L56 117H59L58 115ZM71 114L72 116H70V118H69V115ZM87 114H89V115H91V113H88L87 112ZM99 114V115H100ZM135 114V113H134ZM149 114V113H148ZM156 114H158V112L156 113ZM185 114V115H184ZM225 114V113H224ZM3 115V114H2ZM7 115V114H6ZM10 115V114H9ZM8 115V116H9ZM17 115V114H16ZM30 115H28L27 117H29ZM32 115V116H33ZM39 115V114H38ZM79 115V114H78ZM78 115H75L76 116V118L77 117H79ZM81 115V114H80ZM103 115H100V116H103ZM117 115L119 116V113H117ZM133 115V114H132ZM155 115V114H154ZM153 115V116H154ZM159 115V114H158ZM157 115V116H158ZM164 115H166L165 113L163 114V118L165 119V117H164ZM172 115V114H171ZM191 115H192V113H191ZM206 115V114H205ZM203 115L202 114V117H200V118H198L199 120L200 119H202L201 120V122L200 123H203V125H204V127H202V131H204V133H206V136H203V140H202V142H203V144H202V148H203V151L205 152V153H207V155L209 156V158H210V156L212 157V159L211 160H214V159H217L218 160V162H219V164H220V168H222V170H224V173H226L227 175H229V177H230V180L232 181V182H234L236 185H238V184H240L241 183V176H242V174H243V168H244V164L243 163H240L239 161H238V156H237V153H238V151L237 150H240L241 148H245L246 147V149H248L249 147H247V146H249V145H245V141H247L248 139V137L246 136V135H244V134H242V133H240V132H238V133H234V132H236V131H234L232 128V133L230 132V130L228 131L227 129L226 130H224V125H223V123H224V121H225V119H226V117H224V115H223V117H224V121H223V118H222V116H221V118L219 117V118H217V119H220L219 121H221L222 122V124L215 118L214 120H213V122H210L208 119H207V121H206V119H205V117H210V118H213L212 116H210V115ZM227 115V114H226ZM4 116V115H3ZM26 116V114L24 113V116L23 117H25ZM40 116V115H39ZM43 116V117H44ZM98 116V114L96 115V117ZM123 116H125L124 114L122 115V117ZM130 118H128V119H134V118H131V114L130 115H128ZM137 116V117H138ZM140 116V117H141ZM148 117H150L151 115L149 114V115H147ZM146 116V117H147ZM215 116V115H214ZM228 116V115H227ZM17 117V116H16ZM15 117V118H16ZM34 117V116H33ZM33 117H32V121H33ZM38 117V116H37ZM42 117V116H41ZM53 117V116H52ZM80 117H83V116H80ZM92 117V116H91ZM90 117V118H91ZM93 117H95V115L93 116ZM132 117H136V115L134 116H132ZM136 117V118H137ZM140 117H138L139 119H141ZM147 117V118H148ZM160 116H158L157 117V119L159 118ZM216 117V116H215ZM10 118V117H9ZM14 118V117H13ZM13 118H11L12 120H13ZM36 118V117H35ZM40 118V117H39ZM44 118H46V117H44ZM75 118V117H74ZM76 118H75V120H76ZM84 118V117H83ZM103 118V117H102ZM125 118V117H124ZM151 118V117H150ZM150 118H148L146 121H148V123H149V120H150ZM154 118H156L155 116L152 118V119H154ZM163 118H161V119H159V121L161 122V124L159 125V123L160 122H158V123H156V121H154V120H151L150 121V123L149 124H151V123H153L152 121H154L155 122V124L154 125H157L158 124V128H156V126L154 127V130H156L155 131V133H159V136H158V140H159V137L161 138V140L159 141V142H161L162 144H166L167 142H169V139H170V137H171V134H173V133H175V131H173L174 129H173V127H174V125H173V127L171 128L169 125H167V123L164 121V123L165 124H162L163 123ZM166 118H167V115H166ZM168 118H170V117H168ZM181 118V117H180ZM183 118H186V116L185 117H183ZM10 119V120H11ZM17 120V122L16 123H18L19 122V119L18 118H16ZM22 119V118H21ZM37 119V118H36ZM58 118H56L55 120L56 121H59V119L57 120ZM85 119V118H84ZM97 119H99V118H97ZM96 119V120H97ZM144 119H143V121H142V119L140 120V122L138 123H136V124H139L140 125V123L141 122H143V125H141L143 128L144 127H148V125H144L145 124V122H144ZM188 119H190V117L188 118ZM227 119H228V117H227ZM233 119V118H232ZM11 120V121H12ZM29 120H31L30 118H29ZM41 120H42V118H41ZM40 120V121H41ZM44 120V119H43ZM50 120H52V119H50ZM50 120H49V122H50ZM73 120V119H72ZM74 120V121H75ZM79 120V119H78ZM77 120V121H78ZM86 120H87V118H86ZM131 120H130V123H131ZM136 119H134L133 121H135ZM171 120V119H170ZM185 120V119H184ZM183 120V121H184ZM211 120V119H210ZM229 120V119H228ZM227 120V121H228ZM23 121V120H22ZM24 121H26V117H25V120ZM36 121V120H35ZM45 121H46V119H45ZM45 121L43 122V123H45ZM76 121V122H77ZM79 121H81V118H80V120ZM78 121V122H79ZM92 121V120H91ZM94 121V120H93ZM133 121H132V123H133ZM186 122H187V119L185 120ZM184 121V122H185ZM193 121H195V123H197L198 122V120L196 121V118L193 120ZM203 121V122H202ZM15 122V121H14ZM28 122V121H27ZM31 122V121H30ZM30 122H29V124L28 125H31L30 124ZM47 122H48V119H47ZM46 122V123H47ZM51 122H54V119H53V121H51ZM61 122H58V123H61ZM73 122V123H72ZM82 122V121H81ZM98 122H99V120H98ZM123 122V121H122ZM171 123H172V121H170ZM185 122V124H187ZM12 123V122H11ZM25 123V122H24ZM33 123L35 124V122L33 121ZM85 123V122H84ZM83 123V124H84ZM132 123H131V125H132ZM147 123V122H146ZM168 123H169V120H168ZM193 123V122H192ZM199 123V125H200V130L199 131H201V126H203V125H201ZM26 124V125H27ZM47 124H49V123H47ZM47 124H46V126H47ZM51 124V123H50ZM54 124H56V122L54 123ZM54 124H52V125H54ZM77 124V125H76ZM82 124V123H81ZM82 124V125H83ZM87 124V123H86ZM85 124V125H86ZM99 124V123H98ZM121 124V125H120ZM136 124H134V126L136 125ZM190 124V123H189ZM188 124V125H189ZM194 124V123H193ZM207 124L209 125L208 127H207ZM14 125V123L12 124V126ZM18 125H19V123H18ZM20 125H21V123H20ZM23 125V124H22ZM43 125V124H42ZM45 125V124H44ZM43 125V126H44ZM52 125H48V126H52ZM80 125V124H79ZM78 125V126H79ZM88 125V124H87ZM127 125V124H126ZM138 125V126H139ZM152 125V124H151ZM206 125V126H205ZM229 126V124H228V122H227V124L225 125V126ZM10 126V125H9ZM15 126V125H14ZM13 126V127H14ZM24 126V125H23ZM32 126V125H31ZM31 126H28L29 127V129H30V127ZM35 126H37L36 124H35ZM42 126V127H43ZM46 126H44L45 127V129H47L46 128ZM47 126V127H48ZM91 126V125H90ZM89 126V127H90ZM98 126H100V125H98ZM100 126V127H101ZM123 126V128H121ZM186 126V125H185ZM189 126H191L192 127V125H189ZM189 126H187V128L189 129ZM22 127V126H21ZM38 127V126H37ZM37 127L35 128V130L37 129ZM43 127V128H44ZM54 127V126H53ZM136 127H137V125H136ZM146 127V128H147ZM230 127H232V125L231 126H229V129H230ZM18 128V127H17ZM32 128V127H31ZM43 128H42V130H43ZM52 128V127H51ZM138 128V127H137ZM149 128H151V127H149ZM194 128V127H193ZM192 128V129H193ZM14 129H16V128H14ZM19 129H20V127H19ZM19 129L17 130V133H18V131H19ZM60 129V130H59ZM140 129V128H139ZM139 129H136V130H139ZM145 129V128H144ZM176 129V128H175ZM179 129V128H178ZM187 129V130H188ZM21 130V129H20ZM31 130V129H30ZM32 130H34V128L32 129ZM34 130V131H35ZM48 130H49V128H48ZM51 130V129H50ZM49 130V131H50ZM84 131V132H82V131ZM86 130H88L89 131V129H86ZM91 130H92V128H91ZM90 130V131H91ZM148 132H149V130L148 129H146ZM152 130V129H151ZM13 131V130H12ZM12 131H11V133H12ZM46 132H48L47 130H45ZM45 131H43V133L45 132ZM89 131V132H90ZM104 131V132H105ZM140 131V130H139ZM139 131H138V133H139ZM234 131V132H233ZM14 132H16L15 130H14ZM14 132H13V134H14ZM92 132H93V130H92ZM91 132V133H92ZM94 132H96V131H94ZM99 132V131H98ZM103 132V131H102ZM101 132V134H103ZM142 132V131H141ZM143 132H145V131H143ZM190 132V131H189ZM230 132V133H229ZM17 133H15V134H17ZM20 133H21V131H20ZM23 133V132H22ZM88 133V132H87ZM90 133V134H91ZM100 133V132H99ZM146 133V132H145ZM157 133V134H158ZM201 133V132H200ZM12 134V136L14 137V136H16L15 134L13 135ZM19 134V133H18ZM47 134V133H46ZM50 134V133H49ZM48 134V135H49ZM89 133H88V135H90ZM141 134V133H140ZM143 134V133H142ZM149 134V133H148ZM147 134V135H148ZM8 135H9V132H8ZM11 135V134H10ZM9 135V136H10ZM21 136L23 135V134H20ZM19 135V136H20ZM94 135H96L95 133H94ZM94 135L92 134V137L94 138L93 140H95V138H98V137H94ZM104 135H105V133H104ZM105 135V136H106ZM138 135V138L140 137V135L139 134H137ZM8 136V137H9ZM20 136V137H21ZM44 136H45V133H44ZM43 136V137H44ZM98 136V135H97ZM108 135L106 136V137H109ZM142 136V135H141ZM157 136H156V139H157ZM258 136V135H257ZM20 137H18V135H17V138H20ZM90 137V136H89ZM136 137V136H135ZM7 138V137H6ZM6 138H4L5 139V141H6ZM12 138V137H11ZM10 138V139H11ZM16 138V137H15ZM99 138H101V136L99 137ZM99 138H98V141H99V144H100V140H99ZM144 138V137H143ZM146 138V137H145ZM8 139V138H7ZM21 139V138H20ZM86 139V140H85ZM90 139V138H89ZM108 139V138H107ZM147 139V138H146ZM146 139L143 141V143H145L146 142ZM196 139H197V137H196ZM17 140V139H16ZM16 140H13V141H16ZM91 140H92V138H91ZM105 140V139H104ZM103 140V141H104ZM109 140V139H108ZM107 140V141H108ZM138 140V139H137ZM157 140V141H158ZM102 141V142H103ZM106 141V140H105ZM106 141V142H107ZM136 141V140H135ZM184 141V143H183V145L185 144V141H188L187 139L186 140H183ZM249 141V140H248ZM247 141V142H248ZM96 142H97V140H96ZM109 142V141H108ZM107 142V144H110V143H108ZM134 142V141H133ZM104 143V142H103ZM103 143H102V145H103ZM138 143H139V140H138ZM155 143H156V141H155ZM160 143V144H161ZM240 143H244V146L242 147L241 145H240ZM261 143H262V146L264 147V137H263V139H262V141H261ZM43 144H45V143H43ZM97 144H98V142H97ZM105 144V143H104ZM106 144V145H107ZM140 144H141V141H140ZM148 145H149V143H147ZM180 144V143H179ZM182 144V143H181ZM194 144V143H193ZM249 144V143H248ZM101 145V144H100ZM148 145H146V146H148ZM156 145V144H155ZM188 145H189V143H188ZM105 146V145H104ZM177 147H179L180 148V146L181 145H176ZM174 147L175 149H171V154H173V152H174V150L176 151V148L177 147ZM186 145H184L183 147H185ZM191 146V145H190ZM38 147V146H37ZM39 147H38V149H39ZM141 147H142V145H141ZM157 147H158V145H157ZM102 147H99V149H101ZM113 148V147H112ZM149 148V147H148ZM148 148H146V149H148ZM182 148V147H181ZM181 148L179 149V151H181ZM186 149H187V146L185 147ZM188 148H189V146H188ZM191 148H193V151L190 149V152L191 153H193L194 152V147H191ZM197 148V147H196ZM23 149H24V147H23ZM26 149V148H25ZM32 148H30V149H27L26 151H28V150H31ZM103 149V148H102ZM146 149H145V151H146ZM150 149V148H149ZM152 149V148H151ZM178 149V148H177ZM184 149V148H183ZM34 150H36L35 148H34ZM42 150V149H41ZM122 150V151H121ZM173 150V151H172ZM188 151H189V149H187ZM243 151H244V158L245 159H247V157H248V151H246L245 149H242ZM22 151V150H21ZM20 151V152H21ZM25 151V152H26ZM38 151V150H37ZM36 151V152H37ZM99 151H101V150H99ZM98 151V153H100ZM127 151V150H126ZM139 151H140V153H139ZM142 151V153L144 154V152ZM153 151V150H152ZM151 151V152H152ZM170 151V150H169ZM186 151V150H185ZM185 151H184V154H185ZM187 151V152H188ZM195 151H196V149H195ZM199 151V150H198ZM29 153H30V151H28ZM32 153H33V149H32V151H31ZM44 152V150H42V153ZM47 152V151H46ZM112 152V151H111ZM149 152H150V150H149ZM150 152V153H151ZM155 152V151H154ZM178 152V151H177ZM177 152H176V154H177ZM197 152V151H196ZM196 152H195V154H196ZM41 153V151L39 150V154ZM87 153H88V155H87ZM125 153V152H124ZM139 153V154H138ZM148 153V152H147ZM146 153V154H147ZM170 153V152H169ZM168 153V154H169ZM182 152H179V154H181ZM191 153H186V155H181V156H185L183 159H185L186 160V162L184 163V161L182 160V158L181 157H179V164H177L176 165V167L177 166H179V168H176V169H179V171L181 172V175H182V173L184 172V175L183 176H185V179L188 181V182H190V181H194V182H198L199 180H203V185H201V186H199L198 188V190H199V192H197L198 194L196 195V198H195V201L197 202V201H201V203L198 205L199 206V208H201V213H199V210H198V207L196 206L197 204L196 203H194V204H196L195 206H196V208H194L193 206H188L187 207V204L185 203V200L187 199V196H188V194L187 193H185L184 192V194H183V192H181V190H180V185H179V183L176 181V179L177 178H175V177H177V174L174 176V177H172V178H168L167 177V180H166V182L169 184H172V186H170V184H169V186L171 187V188H168L167 186H166V188L169 190H167L166 188V190L167 191H161L160 192V196L164 199V201L165 200H170V206H171V211L173 210V213H174V218H175V216L177 215L178 217L180 216V214H178V213H182L183 215H181V216H184V214L186 215V220H187V218L188 217H190V219H191V225H189L190 227H191V229H192V231L194 230V229H196V228H199V227H194L195 225H197L196 223L198 222L199 224H200V219H202L203 221H204V219H210V218H212L214 215H213V213L215 212V210H214V208H213V203H211L209 200H205V199H202V197L200 196V193L202 194V186H203V189H205V191H206V194H207V196L206 197H209V199H211V198H214V197H216L217 198V200L218 199H220L221 197H223L224 196V198L221 200L223 203H224V205H222L221 206V208L222 209H225L224 207H226L228 204H230L231 203V201H232V195H230L229 193H228V191H227V187L223 184V181H219V179H213V172L209 169V167H207V164H208V161H207V163L205 162V164L204 163H202L203 161H206L205 159H207V158H204V160L203 161H200L199 160V157L197 158V156H195V154H194V157H193V155L191 154ZM241 153V152H240ZM28 154V153H27ZM31 154V153H30ZM118 154V153H117ZM145 154V157H149L148 156V154L146 155ZM170 154V156H172ZM191 154V155H190ZM199 154V153H198ZM197 154V155H198ZM114 155V154H113ZM112 155V158L114 157ZM123 155H122V157H123ZM153 155H154V157H156V155L157 154H152L151 153V155H150V157L152 156V158H153ZM174 155V154H173ZM22 156H26V154L25 155H22ZM35 156V155H34ZM37 156V155H36ZM40 156V155H39ZM120 156V155H119ZM176 156V155H175ZM179 156V155H178ZM200 156H202V155H200ZM29 157V155L27 156V158ZM30 157H32L31 155H30ZM106 157V156H105ZM105 157H103V158H97L96 157V159H97V163H96V171H95V175L97 176V177H95V178H97V180L98 181H100V182H102L103 184H107L108 183V179H109V177H110V179H111V181H112V183H113V185L114 186H117V187H120L121 185L123 186V184H125L126 186L125 187H127V186H131V183L132 182H130V178L132 177H130L129 176V174L127 173V169H125V165L123 166V165H121V164H123L122 162H121V164L120 163H118V161H114L113 159H111V162L109 163L108 161H107V158H105ZM144 157V156H143ZM168 157H169V155H168ZM34 158V157H33ZM133 158V159H132ZM138 158V157H137ZM152 158H150V159H152ZM170 158H172V157H170ZM178 158V157H177ZM176 158V159H177ZM201 158V157H200ZM202 158V159H203ZM31 159V158H30ZM29 159V160H30ZM36 159H37V157H36ZM114 159H116L115 157H114ZM142 159V158H141ZM140 159V160H141ZM147 159V158H146ZM145 159V160H146ZM149 159V158H148ZM173 159V161L171 160V162H172V164L174 163V159H175V157L174 158H172ZM244 159V160H245ZM139 160V159H138ZM161 160V159H160ZM159 159H156V158H154V164H152L153 166H152V170L153 171H151V173L153 172V176L154 177H152L151 179L152 180H155V183H156V181H158V180H161L162 178V173L163 172H165V171H163L162 173H161V167L162 166H165V164L164 165H162V163H161V161H160ZM181 160L183 161V163H184V165H183V167L181 166ZM142 161V160H141ZM153 161V160H152ZM162 161H164V159L162 160ZM169 161H170V159H169ZM33 162V160L31 159V162L30 163H32ZM130 162V163H131ZM136 162V161H135ZM138 162V161H137ZM145 162H147V161H145ZM175 162H177L176 160H175ZM199 162H201L202 164H204L206 167H200V165H201V163L199 164ZM36 163V162H35ZM129 163V162H128ZM143 165H145V164H147L148 166L150 165V163L148 164V163H144V160H143ZM142 163H138L139 165L140 164H142ZM151 163H153V162H151ZM165 163V162H164ZM182 163V164H183ZM6 164V163H5ZM131 164H134V161H133V163H131ZM130 164V165H131ZM30 165V164H29ZM128 165V164H127ZM143 165H141V167L143 166ZM146 165V166H147ZM174 165V164H173ZM172 165V166H173ZM237 166V168L236 169H234V166ZM6 166V165H5ZM33 166H34V163H33ZM136 166H137V164H136ZM202 166V165H201ZM25 168H26V166H24ZM27 167H28V165H27ZM135 167V166H134ZM138 167H140V166H138ZM136 168V173H140L141 174V172L143 171V170H141V172H138L137 170L139 169V168ZM150 168H151V165L149 166ZM181 167H182V170L183 171H181ZM30 168L32 169V165H30ZM131 168H133V167H131ZM130 168V169H131ZM143 168V167H142ZM141 168V169H142ZM148 168V167H147ZM150 168H148L147 169V171L148 170H151ZM163 168V167H162ZM165 169L167 168V167H164ZM163 168V169H164ZM206 168H208V169H206ZM4 169V168H3ZM6 169V168H5ZM8 169V168H7ZM6 169V170H7ZM15 169V168H14ZM21 169H23V168H21ZM20 169V170H21ZM27 169V168H26ZM26 169H23V171H26ZM30 169V170H31ZM143 169H145V167L143 168ZM173 169V168H172ZM245 169V168H244ZM2 170V169H1ZM0 170V171H1ZM11 170V169H10ZM34 170H35V167H34ZM49 169H47L46 171H48ZM52 170V169H51ZM54 170V169H53ZM140 170V169H139ZM169 170V168H167V171ZM170 170H171V168H170ZM169 170V171H170ZM3 171H5V170H3ZM12 171H13V168H12ZM18 171V170H17ZM22 170L20 171V172H23ZM45 171V172H46ZM50 171V170H49ZM48 171V172H49ZM54 171H56V170H54ZM166 171V172H167ZM168 171V173H170ZM177 171V170H176ZM10 171H8V173H9ZM15 172H16V170H15ZM19 172V171H18ZM42 172H44V171H42ZM48 172H46V174H47V176H45V178H43L45 181H44V183H43V181H42V183L43 184H46L47 182L49 183V181L51 180V176H49V174H48ZM52 172V171H51ZM145 173H146V170L144 171ZM143 172V173H144ZM149 172V171H148ZM147 172V173H148ZM171 172H173V171H171ZM179 172V173H180ZM0 173H2V171L0 172ZM5 173H7L6 171H5ZM6 174V176H5V178L6 177H8V175L9 174ZM11 173V172H10ZM13 173V172H12ZM24 173V172H23ZM22 173V174H23ZM32 173V172H31ZM31 173H29V175L31 174ZM55 173V172H54ZM53 173V174H54ZM143 173H142V176H141V180H143L144 178H143ZM174 173V172H173ZM172 173V174H173ZM176 173V172H175ZM252 173H254V172H252ZM4 174V173H3ZM3 174H1L2 176H1V178H3ZM18 174V173H17ZM16 174V178H19V177H17V176H19L20 174H18L17 175ZM28 174V173H27ZM27 174L25 173L24 174V177H25V175L27 176ZM33 174V173H32ZM46 174H44V175H46ZM57 174V173H56ZM135 174V172L133 173V175ZM160 174H162L161 175V179H159V176H160ZM164 174H167V173H164ZM12 176H14V173L13 174H11ZM11 175H9V180H10V178H13V177H10ZM28 175V176H29ZM33 175H35V174H33ZM52 175V174H51ZM131 175V174H130ZM139 174H137V176H138ZM150 175V174H149ZM170 175H171V173H170ZM57 176V175H56ZM134 176H136V174L134 175ZM146 175H144V177H145ZM164 176V175H163ZM166 176H169L168 174L166 175ZM31 178H32V176H30ZM29 177V178H30ZM40 177V176H39ZM41 177H42V175H41ZM40 177V178H41ZM16 178H15V181H16ZM21 178V177H20ZM19 178V180L21 181V179L23 178V175H22V178L20 179ZM26 178H28V177H26ZM26 178H24V179H26ZM34 178V181H35V178L36 177H33ZM37 178H38V175H37ZM56 178V177H55ZM135 178V177H134ZM134 178H131V179H134ZM137 178H139V177H136L135 179H137ZM148 178V180H149V176L147 177ZM164 178V177H163ZM24 179H22V180H24ZM4 180V179H3ZM7 181H8V179H6ZM18 180V179H17ZM42 180V179H41ZM67 180V181H68ZM140 180V181H141ZM210 180H212L210 183H209V181ZM221 180V179H220ZM5 181V180H4ZM11 181V180H10ZM12 181H14V180H12ZM12 181L10 182L11 183V186L15 183V182H13L12 183ZM25 181V184H26V180H24ZM29 181V180H28ZM27 181V182H28ZM40 181V180H39ZM52 181H53V179H52ZM56 181V180H55ZM138 181V180H137ZM139 181V182H140ZM151 181V180H150ZM162 181V180H161ZM237 181L239 182L238 184H237ZM33 181H31V183H32ZM134 182V181H133ZM160 182V181H159ZM158 182V183H159ZM164 182H165V180H164ZM8 183H9V181H8ZM10 183L8 184L9 186H10ZM22 183L24 184V182L22 181ZM22 183H20L21 184V186H23L22 185ZM29 183H30V181H29ZM36 183V182H35ZM41 183V182H40ZM74 183V182H73ZM76 183V182H75ZM80 183V182H79ZM82 183V182H81ZM141 183V182H140ZM157 183V184H158ZM161 183V182H160ZM18 183H16V184H14L13 185V187H14V189L16 188V186L15 185H17ZM39 184V183H38ZM94 184V183H93ZM98 184H100V183H98ZM136 184H138V182L136 183L135 182V185ZM152 184V183H151ZM192 184V183H191ZM194 184V183H193ZM33 185V184H32ZM35 185V184H34ZM34 185L33 186H31L32 188L34 187ZM132 185H134V183H132ZM134 185V186H135ZM162 185H163V183H162ZM195 185V184H194ZM205 185V186H204ZM19 186V185H18ZM21 186H19V188L21 187ZM36 187H35V189L37 188V184L35 185ZM44 186V185H43ZM46 186V185H45ZM47 186H48V184H47ZM101 186H104V185H102L101 184ZM153 186H154V184H153ZM160 186H161V184H160ZM206 186H208V188L206 187ZM262 186H263V184H262ZM26 187H28V185L26 186ZM25 186H24V188H26ZM30 187V186H29ZM42 187V186H41ZM92 187V186H91ZM136 187H137V185H136ZM140 187V186H139ZM139 187H138V189H139ZM157 188H158V186H156ZM163 187V186H162ZM196 187H197V184H196ZM264 187V186H263ZM24 188L22 189V191L24 192ZM45 188V187H44ZM49 188V187H48ZM123 188V187H122ZM121 188V189H122ZM128 188H130V187H128ZM161 188V187H160ZM248 188V187H247ZM17 190H19L18 189V187L16 188ZM15 189V190H16ZM34 189V188H33ZM38 190H39V188H37ZM56 189V188H55ZM120 189V188H119ZM130 189H135V188H130ZM130 189H129V191H130ZM137 189V190H138ZM164 189V188H163ZM182 189V188H181ZM185 189H187V188H185ZM189 189V188H188ZM260 189V188H259ZM26 190H27V188H26ZM89 190H91V188L89 189ZM94 190V189H93ZM92 190V191H93ZM136 190V191H137ZM160 190V189H159ZM261 190H264V189H260V191ZM22 191H21V193H22ZM31 191V190H30ZM39 191H41V189L39 190ZM127 191V190H126ZM136 191H135V193H136ZM182 191H184V190H182ZM187 191V190H186ZM20 192V191H19ZM27 192V191H26ZM42 192V191H41ZM44 192L45 191H43V194H44ZM55 192H57V190L55 191ZM54 192V193H55ZM132 192V191H131ZM190 192V191H189ZM258 192V191H257ZM264 191H262V194L261 195H264V193H263ZM30 193V192H29ZM31 193H33V192H31ZM30 193V194H31ZM38 193V192H37ZM93 193H95V191H93ZM93 193H92V195H93ZM134 193V194H135ZM157 193V192H156ZM191 193V192H190ZM29 194V195H30ZM41 194V193H40ZM90 194V193H89ZM122 194H125V193H122ZM131 193L129 192V194L127 193L126 195H130ZM193 194V193H192ZM196 194V193H195ZM24 195H25V193H24ZM31 195H33V194H31ZM30 195V196H31ZM35 195V194H34ZM102 195V194H101ZM121 195V194H120ZM125 195V196H126ZM133 195V194H132ZM131 195V196H132ZM260 195V194H259ZM26 196V195H25ZM28 196V195H27ZM29 196V197H30ZM39 196V195H38ZM44 196V195H43ZM94 197H95V195H93ZM92 196V197H93ZM99 195H97V197H98ZM102 196H104V195H102ZM118 196V195H117ZM125 196H118L119 198H117V200L115 199V203L112 205V212H111V216H112V225H113V228H116V235L117 236H125V238H127V240L128 241H130V243H132V242H135V243H138L139 241H143V239H144V231L151 225L150 223H151V221H154L155 222V218L157 217L158 218V216H159V218H163L161 215H162V211L160 212L159 210L161 209L160 207H158V208H160V209H157V207L155 206V205H153V202H150V199H149V197L147 196V194H146V192L144 191V190H141L140 189V191L138 190V192L136 193V195L134 196V197H132V198H134L132 201H131V197H125ZM195 196V195H194ZM193 196V197H194ZM33 197V196H32ZM31 197V198H32ZM35 197H36V195H35ZM41 197V196H40ZM91 197V198H92ZM97 197H96V199H97ZM101 197V196H100ZM38 198V197H37ZM131 198V199H130ZM161 198V201L163 200ZM198 198H199V200H198ZM34 199V198H33ZM94 199V198H93ZM191 194H190V198L188 199L189 201H193V199H191ZM38 200V199H37ZM40 200V199H39ZM77 200V199H76ZM82 200H84V199H82ZM88 200H89V198H88ZM90 200H92V199H90ZM97 200H99V199H97ZM173 200L175 201V203L173 202ZM217 200H214V201H217ZM220 200H218L219 202H220ZM30 201H32V200H30ZM34 201V200H33ZM85 201V200H84ZM87 201V200H86ZM101 201V200H100ZM163 201V202H164ZM194 201V202H195ZM217 201V202H218ZM38 202V201H37ZM42 202V201H41ZM81 202V201H80ZM79 202V203H80ZM90 202V201H89ZM95 202H96V200H95ZM114 202V201H113ZM216 202V203H217ZM32 203V202H31ZM40 203V202H39ZM43 203V202H42ZM72 203H74V202H72ZM75 203H76V201H75ZM85 203V202H84ZM91 203H92V201H91ZM164 203H166V202H164ZM190 203V202H189ZM221 203V202H220ZM34 204H35V201H34ZM38 204V203H37ZM81 204H83V202L81 203ZM87 204H88V202H87ZM92 204H96V206L98 205H100V204H103V203H101L100 202V204H98V202L97 203H92ZM186 204V207L185 208H183V206ZM68 205V204H67ZM76 205V204H75ZM167 205H169V204H167ZM190 205V204H189ZM192 205V204H191ZM261 205H263V204H261ZM260 205V206H261ZM38 206V205H37ZM36 206V207H37ZM64 206V205H63ZM80 206V205H79ZM91 206V205H90ZM90 206H88V207H90ZM157 206H159V205H157ZM170 206H169V208H170ZM33 207H35V206H33ZM40 207H41V205H40ZM84 207V209H85V206H83ZM2 208V207H1ZM68 208V207H67ZM69 208H70V206H69ZM87 208V207H86ZM98 208V207H97ZM97 208H96V210H97ZM2 209H4V208H2ZM33 209H35V208H33ZM40 209V208H39ZM89 208H87V210H88ZM100 210H102V211H104V212H107L106 210H108L109 208H108V206H104V204H103V206L102 207H100L99 208ZM262 209H263V211H262V214H261V216H262V218L264 219V205L262 206ZM6 210V209H5ZM4 210V211H5ZM43 210V209H42ZM86 209H85V211H87ZM169 210V209H168ZM3 210H2V212H4ZM39 211V210H38ZM63 211V210H62ZM65 211V210H64ZM64 211H63V213H64ZM67 211V210H66ZM184 211H185V213H184ZM245 211V210H244ZM243 211V212H244ZM1 212V213H2ZM36 212H37V210H36ZM42 211H39V213H41ZM68 212V211H67ZM89 213L91 212V210H89L88 211ZM92 212H93V210H92ZM97 212H98V210H97ZM110 211L108 210V213H109ZM70 213L72 214V216H73V218L71 219H67V222L69 223V225L78 233V234H80L81 236H84V237H86L87 235H88V233L90 232L89 230H90V228H91V225H90V220H91V218L93 217H91L90 218V220L88 219L89 217H87L86 216V214L88 215L89 213H86L85 214V212L83 211V208L80 210V209H77L76 207L74 208V209H72V210H70ZM102 213V212H101ZM100 213V214H101ZM107 213V214H108ZM161 213V214H160ZM38 214V213H37ZM105 214V213H104ZM154 214V215H153ZM163 216H165V213H164V211H163ZM245 214V213H244ZM39 215V214H38ZM55 215V214H54ZM61 215V214H60ZM68 215H70V214H68ZM161 216V217H160ZM166 216H169L168 214L166 215ZM171 216V215H170ZM255 216V215H254ZM261 216L259 217V218H261ZM51 217V216H50ZM54 217L55 216H53V219H54ZM61 217V216H60ZM70 217H71V215H70ZM62 218V217H61ZM64 218V217H63ZM69 218V217H68ZM204 218V219H203ZM56 219V218H55ZM60 219V218H59ZM153 219V220H152ZM167 219H168V217H167ZM177 219V218H176ZM182 219V218H181ZM255 219V218H254ZM262 219V220H263ZM2 220V219H1ZM0 220V221H1ZM161 220V219H160ZM164 220V219H163ZM171 220V219H170ZM169 220V221H170ZM185 220V221H186ZM212 220V219H211ZM250 220H251V217H250ZM249 220V221H250ZM258 220V219H257ZM2 221H4V220H2ZM64 221H66V220H64ZM168 221V220H167ZM188 221V220H187ZM206 221V220H205ZM210 221V220H209ZM264 221V220H263ZM91 222H92V220H91ZM154 222H152V223H154ZM157 222H159V221H157ZM157 222L155 223V224H157ZM161 222V221H160ZM164 222H166V221H164ZM182 222V221H181ZM184 222V221H183ZM210 222H212V221H210ZM251 222V221H250ZM254 222H255V220H254ZM261 222V221H260ZM259 222V223H260ZM5 223V222H4ZM93 223H95V222H93ZM162 223V222H161ZM172 223V222H171ZM170 223V224H171ZM189 223V222H188ZM187 223V224H188ZM205 224H207V222H204ZM66 224V223H65ZM92 224V223H91ZM154 224V225H155ZM174 224V223H173ZM252 224H253V221H252ZM68 225V224H67ZM166 224L164 223V226H165ZM184 225V224H183ZM182 225V226H183ZM201 225V224H200ZM200 225H197V226H200ZM209 225V224H208ZM250 225V224H249ZM254 225H255V223H254ZM253 225V226H254ZM168 226H169V228L170 229H172V224H171V227H170V225H167V227L166 228H168ZM189 226H187V227H189ZM206 226V225H205ZM261 226V225H260ZM93 227V226H92ZM151 227H153L152 225L150 226V228ZM189 227V228H190ZM200 227H202V226H200ZM221 227V226H220ZM249 227V226H248ZM262 227V226H261ZM4 228H6V226L4 227ZM149 228V229H150ZM169 228H168V230H169ZM175 228V227H174ZM182 228V227H181ZM188 228V229H189ZM194 228V229H193ZM251 228V227H250ZM93 229V228H92ZM149 229H147L148 231H149ZM184 229H186L185 227H184ZM204 229V228H203ZM248 229V228H247ZM258 229V228H257ZM260 229V228H259ZM263 229V228H262ZM4 230V229H3ZM3 230H1V231H3ZM151 230V229H150ZM223 230V229H222ZM221 230V231H222ZM6 231V230H5ZM8 231V230H7ZM147 231V232H148ZM170 231H173V230H170ZM182 231L184 232V230L182 229ZM187 231V230H186ZM185 231V232H186ZM188 231H190V230H188ZM187 231V232H188ZM191 231V232H192ZM200 231H201V229H200ZM257 231V230H256ZM263 231V230H262ZM4 232V231H3ZM146 232V233H147ZM186 232V233H187ZM194 232V231H193ZM229 232V231H228ZM2 233V232H1ZM6 233V232H5ZM149 233V232H148ZM148 233L147 234H145V235H147L148 236ZM150 233H151V231H150ZM174 233H175V231L172 233L171 232V234H170V236L173 234V238L175 237L174 236ZM197 233H199V230H198V232ZM196 233V234H197ZM256 233V232H255ZM4 234V233H3ZM7 234V233H6ZM152 234H153V232H152ZM176 234V233H175ZM191 234H193V233H191ZM221 234H223V233H221ZM220 234V235H221ZM90 235H91V233H90ZM168 235V234H167ZM177 235V234H176ZM242 233H241V236L240 235H235V239H236V241L237 242H240V241H244V239L242 238ZM4 236V235H3ZM89 236V235H88ZM189 237L191 236V235H188ZM194 236H196L195 235V233H194ZM257 236H259L258 234H257ZM263 236V235H262ZM146 237V236H145ZM149 237V240H150V242H151V244L153 245V249L156 251V253H157V251H158V253H160L159 252V249H160V246L158 247V238H159V236H157V235H150V236H148ZM148 237H147V239H148ZM158 237V238H157ZM172 237V236H171ZM171 237H169L168 238V236H166V240H165V242H167L168 240L169 241H171V240H173ZM193 237V236H192ZM191 237V238H192ZM255 237H256V234H255ZM261 237V236H260ZM82 238V237H81ZM89 238V237H88ZM91 238V237H90ZM121 238H123V237H121ZM167 238H168V240H167ZM194 238V237H193ZM258 238V237H257ZM146 239V238H145ZM175 239H177V241H178V238H175ZM175 239H174V241H175ZM260 239V238H259ZM259 239H258V241H259ZM263 239V238H262ZM84 240V239H83ZM89 241H91V240H89ZM164 241V240H163ZM169 241L167 242V243H169ZM176 241V242H177ZM148 242V241H147ZM173 242V241H172ZM171 244V243H170ZM261 245V244H260ZM140 246V245H139ZM139 246H135V248H133L134 249V251H135V253H134V251H133V254H134V257H135V255H136V257H137V262H138V264H151V262H153V260L149 263L148 261H147V259H149V258H147V254L145 253L146 252V250H145V252L143 251V248L141 247H139ZM259 246V245H258ZM263 244H262V249H260L259 247H261V246H259V247H257L256 246V248H255V250L257 251H259V254H258V258H259V256L262 258L261 260H263L264 259V248H263ZM134 247V246H133ZM248 247H249V245H248ZM152 249V250H153ZM153 250V253L155 252ZM212 250V249H211ZM214 250V253L212 254V258H210V259H207V258H204V260H203V262H205V264H218V262L220 261V259H221V254H222V250L220 249V250H216L215 251V249H213ZM249 250V249H248ZM148 251V250H147ZM253 251H254V249H253ZM255 251V252H256ZM257 251V252H258ZM149 252V251H148ZM152 252V251H151ZM211 252V251H210ZM248 252H250V251H248ZM252 252V251H251ZM156 253H154V254H152L153 256H154V258H156L157 257V255H156ZM170 253V252H169ZM169 253L168 254H166V255H169ZM172 253V252H171ZM173 253H175V251L173 252ZM212 253V252H211ZM211 253H209L210 255H211ZM105 254V253H104ZM103 254V255H104ZM198 254H200V253H198ZM197 254V255H198ZM208 254V253H207ZM251 254V253H250ZM106 255V254H105ZM160 257L162 256V255H160V254H158ZM201 255H202V252H201ZM205 255V254H204ZM247 255V254H246ZM245 255V256H246ZM252 255H253V253H252ZM255 255H256V253H255ZM152 256V257H153ZM156 256V257H155ZM158 256V257H159ZM172 257H173V255H171ZM203 256V255H202ZM201 256V257H202ZM249 256V255H248ZM150 257H151V255H150ZM168 257V256H167ZM244 257V256H243ZM254 257V256H253ZM162 258V257H161ZM193 258H195V256L193 257ZM192 258V259H193ZM249 258H252L251 256L249 257ZM249 258H247V259H249ZM104 259H105V256H103V261H104ZM152 259V258H151ZM159 260H160V258H158ZM157 258H156V260L157 261H154L153 262V264H157L158 263V260ZM164 260L166 259V258H163ZM168 259H169V257H168ZM236 259V258H235ZM252 259H254V258H252ZM100 260H101V257H100ZM101 260V261H102ZM155 260V259H154ZM170 260V259H169ZM201 260V259H200ZM237 260H239V259H237ZM244 260V258L242 259V261ZM245 260H246V258H245ZM150 261V260H149ZM161 261H162V259H161ZM161 261H159V263L161 262ZM193 261V264H200V263H196V261L193 259V260H188V261H186L184 264H191V262ZM256 261H259V259L258 260H256ZM199 262V261H198ZM103 263H106V260H105V262H103ZM135 263V262H134ZM158 263V264H159ZM161 263H163V261L161 262ZM234 263H237V262H234ZM238 263H239V261H238ZM237 263V264H238ZM264 263V262H263ZM165 264V263H164ZM239 264H242V263H239Z\"/></svg>", "mask_w": 264, "mask_h": 264}]
</instances>
